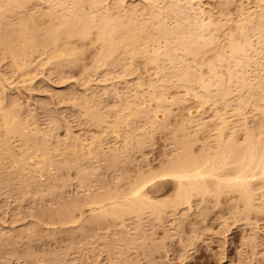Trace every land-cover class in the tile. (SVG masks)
Here are the masks:
<instances>
[{"label": "rangeland", "instance_id": "1", "mask_svg": "<svg viewBox=\"0 0 264 264\" xmlns=\"http://www.w3.org/2000/svg\"><path fill=\"white\" fill-rule=\"evenodd\" d=\"M4 1H5V3H4ZM52 1H53V3H51ZM72 1L75 2L74 0H71V1L65 0L64 2L62 0H56L57 3L55 2V0H43V1L42 0H34V1L31 0V1H29V4H28V1L27 2L24 1V2H26V3H24V5H26V6L25 7L21 6L18 8L16 7L17 10L16 9L10 10V8L12 7L11 5L14 3L8 4L7 3L8 0L1 1L6 6V8L7 9L9 8V9L7 11V9L4 7L2 10L1 9L2 4L0 6V16H1L0 17V22H1L0 23V28H1L0 29V41H1L0 42V78H1L0 84H1V86L0 87L2 88V89L0 88V100H1L0 101V106H1V108H0V121H1L0 122L1 123L0 124V139L1 140L4 139L3 141L0 140V142H1L0 143V146H1L0 147V159H1L0 160V170L3 168L2 169L3 171L1 170L2 173L0 171V239H1L0 240V264H62V262H63V264H132V263L133 264H264V174L263 175L259 174V176H257V177L256 176H253V177L250 176L251 178L249 177V179L251 181V182H249V183H251L250 188L251 189L254 188V191L252 190V192L255 193L256 195L254 194L255 197H253V199L251 198L248 201L245 199H242V197L240 195L241 193H239V191L225 190L224 192L222 191V193H216V192L214 193L213 191H211L212 192L211 194H209L210 191L202 192V193H200V191L199 192L192 191V192H194V193H192V196H191L192 199H190V197H189V199L186 202V200H184V201L179 200L180 198L175 194L177 191L174 190V189H176V188H174L176 183L173 180V177H171V176H168V177L165 176L164 177L161 175L160 176L162 178L159 177V174L162 173V170L165 171L169 167L170 164L168 165V163L171 162L174 159L175 155H177V153L179 154L181 152V150H183V148L186 147L187 145H188L187 148L191 146L190 147L191 149H189V151L190 150L192 151V152L190 151L192 153V155H198L199 156L202 154V152L204 150H205L204 152H206L208 150L211 152V154L214 155L216 153V151L219 150L221 147H222V149H220L219 151L222 152V151H224L223 149H225V150L227 149V151H228L229 146L232 147V146L236 145L235 149H236V147L238 148L240 145L239 142H241L242 143L241 145H243L246 142V140H244V139L247 138V136H248L244 133H247L249 129H250L249 131H252L253 129H255V130H253L254 134H255L256 130L258 132L259 131L258 129H260V131L258 133L256 132L255 136H257V137H255V136L254 137L258 139L259 134H261L260 135L261 139H262V137L264 138V134H262V133H264V126H263L264 125V114L262 115V113H261L264 111V109H263L264 99H260V97L263 96L262 93L264 94V92H263L264 91V83H263L264 82V80H263L264 79V65H263V63H264V44L261 43V45H258L259 44L258 40H255L257 37L256 36H255L256 38L252 37V40L253 41L255 40L254 41L255 43L252 42L253 47L256 48V51H257V48L260 49L261 53L257 52L258 54H256V52L252 51L253 47L251 50L249 49L251 52H253V55L255 57L253 55H251L252 53H250V51L248 50V52L250 54L249 59H252V61L248 60L246 62H249V64L245 63L243 66H240L241 69L243 67L242 70L239 69V67L238 68L234 67L233 64H229L231 62L225 56L226 55L225 49L227 47L226 44H229V41H231V39H233L232 36L230 37L229 35L231 34L234 37L235 36L234 34H236V33L239 34V31H238V29H236L237 27H235V26H237L240 22L237 19L238 15H239L238 12L241 10L244 11L241 7H245V9H247V10H249L250 8L253 9L255 5H257L260 2L264 3V1H260V0H242V1L230 0L229 1L228 0L229 1L228 2L226 0V2H225V0L224 1H222V0H214V1H212V0H199V1L195 0L194 1V0H192V2H190L188 4H187V2H189L190 0H187V2H186V0H181V2H179L180 0H176V2H173V0H171L172 2L170 0H165V1H167V3L162 1V0L158 1V3L156 1V4L154 6V8H155L154 11L157 10L156 9L157 4H160L161 2L163 3V4L161 3V5H162V7H160L161 9L158 8L159 10L162 11V15H161V12L159 10H157L160 12V15H161L160 18H162V19H160L161 24H163L161 26L162 27L164 26L167 30H170L169 32L168 31L167 32L172 33L173 35L170 34L171 35L170 36L168 34V36H167L164 33V35H166L164 37L163 34H161V33H163L162 30H161L162 32L160 31L161 33H157L158 31L154 33V31H153L152 35L155 34L154 38H152V36L150 35L151 38L153 39V42H151L152 39L150 38V36H148L151 40V41L149 40L151 42V44L149 45V50H150L149 54L154 55L155 53H153V52H155V51H153V50H154L156 45L161 48V47H163L165 40H169V38H170L173 41V40H175L176 35L179 36V39H181L180 37L183 38L186 36H188V39H189V37L192 36L191 37L192 41L190 38L187 42L191 41L193 43L195 42V44H198V43L200 44V47H199V45L194 44V48H195V46H198V47H196L198 49L195 48L197 51L194 49H191V51H193V53L195 52L194 53L195 55L193 54V56H191L192 52L190 54V51H189V53L186 52V54H185V52H183L180 49H178L179 51H177V53L173 52L170 49L167 50V49H165V47H163V49H161V50L159 49L160 55L157 59L158 61H155V62H157L158 65H160L159 67L155 63H153V61L152 62L150 61L149 63H147L148 57L143 58V54H140V53H138L139 55L136 54V55H138V57L136 55L132 56V53H131L132 51L130 52V50L129 51H122V52L120 50V51H118L119 55L117 52H115V54L118 55V58L115 59L113 57V60H111V59L110 60H104L99 56L101 54V51H99L98 49H95L96 46L91 44L98 37V31L97 30H99V27H100L99 23L100 22L105 23L102 20L105 21V19H107V17L108 18L111 17L110 16L111 13L109 14V12L112 10H109L108 6L113 7L114 6L113 4L118 0H107L108 1L107 3H106V0H100L102 2L97 0L98 3H95L94 1H93L94 3H92L90 0H87V1L86 0L85 1L79 0V1H77L78 2L77 3L78 5L76 4L77 8H80L79 6H80V1H81L82 2L81 6L85 7L87 10L89 9L88 11L87 10L81 11L80 9H83V7H81L79 10H80V12H83V15L87 16V17L83 16V19L85 18V21H84V24H81V25L85 26V23H86L90 27L92 26V28L94 26L93 29L92 28L89 29L88 26H85L89 30L92 29L90 31L92 34L88 35L87 39L81 40L84 45H82L81 41H77L78 37L75 35H74V37L71 36L70 38H67L68 39L67 40L66 36H65L66 34L64 35L65 39L62 38L63 33L60 34V41L63 39L62 41H64V42L62 43V41H61L58 44H62V46H64L63 44L65 43L66 44L65 47H67V46L73 47L75 49L73 51H75L74 53H76V54L73 57L74 53L70 52L71 54L66 53L65 54L66 56H64V54H62V56H64V57L60 56V59H57V57H52V58H56V60L52 59V58L48 60L49 57L47 58V56H49L50 49L47 50L44 47L46 49V50H44V48H41V47H43V45L42 46L40 45V47H39V45H38V47L36 45V41L38 39L40 41V37H42V34L45 35V32H44L45 25L47 26V24H48V22H46L47 21L46 10L49 11L52 8L54 13H58L56 11L59 10L58 15H60L61 11L63 12L65 10H70L71 7H73L72 4H74V3ZM103 1H105V2H103ZM122 1H124L125 4H127L128 1L129 2L132 1V2L128 3V6H130V7L132 5H134V6L136 4L138 5V3L140 2L139 3L140 5L138 6V8L140 7V9L138 11H139V14L141 13V15H139L138 13L136 16L130 15V16H127L128 18L125 17V20H129L131 22L132 19L133 20L136 19V20L140 21L142 18V23L146 22V21L151 22L150 17H151V13H152L153 9H151V7H150V9H147V8H149L147 5L150 6V4L148 3L150 1L144 0V1H147L146 2L147 8L144 7L145 2H143L142 0H139V2H137L138 0H122ZM177 1H178V3H180V5L177 3ZM215 1H217V2L213 4L212 2H215ZM67 2L70 3L71 7L69 6V3H67ZM83 2H84V4H83ZM85 2H87V3H85ZM88 2H90V3L88 4ZM170 2H171V5H170ZM184 2H185V4H184ZM198 2H202L201 3L202 5H200V3H199V5L202 7L204 6L203 8H206V10L208 8H209V10H211L210 15H209L211 17L209 18V16H207L209 18L207 21L209 22V20L210 21L212 20V22L215 21V22H213V24L214 23L218 24L217 26H215L213 24H210V26H207V27L214 26V27H212V29L211 28L207 29V28L203 27L206 30H210L208 32L205 29L204 30L200 29L201 28L200 26L198 28H196L199 25V23H201L202 21L198 20L199 14H197V13H199V12L196 13L197 10H195V14L193 13V10L195 8L192 9L190 4L196 3L195 5H197L196 6V9H197V7H200L198 5ZM39 3H40V5H39ZM61 3L66 7V9L63 5H61ZM100 3H101V5H99V7H97V5ZM150 3H152V2H150ZM154 3L155 2H153L152 5ZM172 3H174L176 5L175 6H174V4L172 5ZM226 3H228V9H229V10L226 9L228 11L227 13H231L230 15H232V18L230 15H228V14L225 15V13L222 15L220 12L221 6L227 5ZM229 3H230V6H229ZM241 3H243V4H241ZM263 3H260L261 7H262V5H264ZM66 4H67V6H66ZM219 4H221V5H219ZM8 5H10L11 7ZM59 5L61 8L59 7ZM86 5L88 8L86 7ZM111 5H113V6H111ZM159 6L157 5V7H159ZM185 6H187V8ZM179 7H180V10H182L183 8H184L183 10H185V11L186 10H192V13H190L191 11H186V13L188 12V14H185L184 13L185 11H183V13H184L183 16L186 15L185 17H183L182 12L179 10ZM181 7H182V9H181ZM188 7H189V9H188ZM46 8H48V9H46ZM67 8H69V9H67ZM103 8H104V10H103ZM171 8H172V10H171ZM177 8H178L179 12L176 11ZM239 8H241V9L239 10ZM4 9H5V11H4ZM52 9L50 11H52ZM212 9L214 12L212 11ZM77 10L78 9L75 8L74 11L77 12ZM99 10H101V12H99ZM105 10H106V12L109 11L108 14L105 13ZM150 10H151V13H150ZM168 10L172 11V12H169ZM84 11H85V13H87V12L88 13L84 14ZM7 12H9V13H7ZM30 12H31V14H29ZM37 12H38V14H37ZM164 12H167V13H164ZM2 13H4V14H2ZM21 13H23V15ZM64 13H66V14H64L65 16H67V14L69 16L68 11L67 12L65 11ZM100 13H102V14H100ZM173 13H175V15H178L180 13L181 15L179 14V16L177 17ZM213 13H214V15H213ZM42 14H44V16H42ZM103 14H105V15H103ZM142 14H143V16H142ZM170 14H172V15H170ZM219 14H221V16ZM38 15L39 16L41 15V16L39 17ZM167 15H168V17H167ZM190 15H191V18L198 20V23L196 20L193 21V19L190 18ZM7 16H8V18H7ZM60 16H62V14ZM169 16H171L170 17L171 19L169 18ZM222 16H225V17H222ZM226 16H229L230 18H226ZM3 17L7 18V19L5 20ZM62 17H60V18H62ZM70 17H71V14H70ZM88 17L90 18V20ZM98 17H99V19H97ZM130 17H132V19ZM163 17L165 18V20L163 19ZM186 17L189 18V20H187ZM200 17H203V16L200 14ZM200 17H199V19H202ZM207 17L205 16L203 18L207 19ZM1 18H2V20H1ZM86 18H87V20H86ZM211 18H213V19H211ZM92 19H94V21ZM21 20H22V23L20 22ZM175 20L179 21V23H180V24L178 23L179 28H178V25L176 24L177 21H175ZM236 20L239 21L238 24H236L237 23V22H235ZM13 21H15L14 22L15 26H14ZM24 21L27 24H24ZM192 21L194 23H192ZM195 21H196V23H195ZM199 21H201V22H199ZM9 22H11V23H9ZM95 22H99V23H96L97 28L95 27V25H96ZM163 22H165L166 26L168 25L169 27H166L164 25L165 23H163ZM222 22H224L223 24H225V26H223ZM81 23H83V22H81ZM22 24L26 25L27 28L29 25V28L27 29V31L31 32V31L35 30V31H33L34 36H36L38 38L36 40L34 38V40L32 42H29L23 48L24 50L22 49L19 51L18 47H19V45H21V43L18 44L17 43L18 41L16 40V38L19 35H21V33H22V31H21V27H23ZM34 24L36 26L40 25V26H38V28L40 27V29L39 30L36 29L37 27ZM194 24H197V25H194ZM16 25H17V27H16ZM174 25L177 27H175ZM4 26H5V28H3ZM62 26H60L61 28L59 27L61 29V30L59 29L61 32H63L62 30L64 28ZM189 26H190V28H189ZM192 26H194V27H192ZM174 27L176 28V30ZM16 28H20V29H16ZM171 28H173L175 31ZM41 29H43V30L41 31ZM191 29H192V31L194 30L193 31L194 34L196 32L198 33V31H200V30L204 31V32H199V36H198V34L194 35L193 32L191 33ZM195 29L196 30L198 29V31H196ZM179 30H180V32L183 31L182 34L179 33ZM234 30H235V32H233ZM189 31H190V35L188 34V35L184 36ZM211 31H212V33H211ZM35 32H38V33L41 32L40 33L41 36L39 37L40 34H38V33H37L38 36L35 35ZM176 32H178V33H176ZM230 32H232V33H230ZM5 33H8V34L5 35ZM15 33H16V35H15ZM207 33L208 34L211 33V34L207 35ZM158 34H161V36H160L161 40L157 38V37H159ZM156 35H157V37H156ZM180 35H183V36H180ZM178 36H177V38H178ZM197 36L199 39L197 38ZM203 36H205L204 37L205 39L203 38ZM166 37H168V39ZM235 37H237V35ZM89 38H91V39H89ZM201 38H203V39H201ZM10 39H12V40L14 39L16 41L11 43L12 41H10ZM194 39H196V40H194ZM197 39H198V41H197ZM208 40H209V42H208ZM159 41L160 42L162 41V42L159 43ZM33 42L35 43V45L32 44ZM67 42H68V44L69 43L70 44L67 45ZM75 42H78V43L75 44ZM79 42H80V44H79ZM154 42H155V44H153ZM156 42H158V43H156ZM37 43H39V42L37 41ZM88 43L91 44V47H90V44H88ZM205 43H207V44H205ZM8 44H9V46H8ZM15 44L18 46L14 47ZM30 44H32V45L30 46ZM159 44H161V45L159 46ZM151 45H153V46H151ZM225 45H226V47H225ZM77 47L79 48L78 51H76ZM157 48H155V49H157ZM83 49H85V50H83ZM163 50H165V52ZM79 51H80V53H79ZM81 52H82V54H84V55H82L83 57L80 56ZM168 52L174 54V56L171 54V58L173 57V59H175L174 63L172 61H171L172 63L169 62L170 61L169 60L170 58H168L169 55H165ZM15 53H18V54H15ZM178 53H179V55H177ZM67 54L70 55L68 57H69V59L71 58V60H70L71 62H69L68 58H66ZM181 54H184V55H181ZM44 55H46V56H44ZM95 55H97V56H95ZM117 55H115V56L117 57ZM125 55H126V57H125ZM220 55L223 56L224 58H226V59H224L223 57H221L224 59V60L220 59V61L222 62L221 64L219 63V60L217 61V56L219 59ZM18 56H20V57H18ZM144 56H147V55L144 54ZM96 57H98V58H96ZM177 57H178V59H177ZM64 58L67 61L66 60L64 61ZM95 58H96V60H94ZM119 58L122 60H120ZM182 58H183V60H182ZM12 59L14 60V62L11 61ZM21 59H22V61H21ZM74 59H78V60H75V63H74ZM117 59H118V61H117ZM123 59L126 61L128 59V61L126 62ZM131 59H133V60H131ZM62 60L64 63L62 62ZM139 60H140V62H139ZM76 61H77V63H76ZM113 61L116 63H114ZM120 61H122V62H120ZM131 61H133V63H131ZM182 61H184V63H182ZM224 61H225V63H224ZM57 62H59V63H57ZM97 62H99V63H97ZM117 62H119V63H117ZM13 63L14 64L16 63L15 66H12ZM19 63H20V66H18ZM160 63H162V64H160ZM59 64H61V65H59ZM65 64H66V66H65ZM72 64H74V66ZM125 64L128 66H126ZM176 64H178V65H176ZM28 65H30V67ZM70 65H71V67H70ZM96 65L99 69L96 67ZM173 65L175 68L178 66L177 68L179 71H176L177 69H175L173 67ZM22 66H24V67H22ZM113 66H115L117 68H115ZM135 66H137V67H135ZM189 66H191V67H189ZM213 66H216V67H213ZM244 66L246 68H244ZM53 68L55 70H57V72L54 71ZM112 68H114L115 71H113L114 69H112ZM129 68H131V69H129ZM161 68H164V69H161ZM182 68L183 69L186 68L187 69L186 71H188V70L190 71V72L188 71V73L191 76L190 77L191 82H193V80L195 79L193 82L194 85L192 84L193 86L189 85L188 82H184V81H182L183 82V86H182L181 82H180V84L178 83L179 79H177L175 77L173 80L171 79L170 76L173 75V74L171 75L172 71L174 70L175 73L174 72L173 73L175 75L177 72H180V69L183 70ZM212 68H214V69H212ZM194 69H195V71H194ZM196 69H197V72H196ZM210 69H212L214 71H212ZM244 69H245V71H244ZM160 70H162V71L160 72ZM237 70L239 72L241 70V72H242L241 74H243L244 79H241L243 77H241L242 75H240ZM58 71H59V73H58ZM183 71H181V72H183ZM215 71L217 73H215ZM168 72H170V73H168ZM227 72H229V73H227ZM231 72H233V75L231 74ZM194 73H197V75H195ZM214 73H215V75H213ZM244 73H245V75L247 74L246 77H245ZM198 74H200V75H198ZM216 74H217V76L221 75V74H223V75H221L220 77L219 76L217 77ZM234 74H237V75H234ZM229 75L231 77H229ZM173 76H172V78H173ZM197 76H200V80H198L199 77L197 78ZM164 78H167L168 81H167V79H164ZM206 78L208 81H209V79L211 81V78H212V82H210V83L208 82L211 86H209V84H207V86H209L208 87L209 91L207 90V92H206V90L205 91L203 90L204 88L202 89V88H200L201 86H199L204 80L206 82L204 81L203 83H207ZM219 78H221V79H219ZM232 78H234V79H232ZM246 78H248V79H246ZM151 79H152V81H151ZM175 79H177L178 81ZM131 80H133V81L131 82ZM139 80H141L140 83H139ZM169 80H172V81L169 82ZM196 80L199 81V83ZM229 80H232V81H229ZM233 80H234V83H233ZM134 81H135V83H134ZM144 81H146V82L144 83ZM149 81H151V83H152L151 86L148 85V84H150ZM158 81H160V83H157ZM190 81H189V83H191ZM213 81H214V83H213ZM162 82H164V83H162ZM171 82L173 84H171ZM195 82H197L198 84ZM230 82H231V84H230ZM248 82H249V84H252L251 82H253V85L255 87L253 85H250V87H247ZM168 83L171 84L172 86H170ZM184 83H187V84L184 85ZM232 83L235 85H233ZM258 83H260V84H258ZM127 84H130L131 86H129ZM216 84H217V86L219 85V87L215 88L214 86H216ZM222 84H224L225 86H223ZM133 85H135V87ZM153 85L155 88L153 87ZM227 85H229V86H227ZM256 85H258V87ZM260 85L262 86V89H261ZM136 86H138V87H136ZM160 86H161V88H160ZM185 86H188V87H185ZM189 86H190V88H189ZM252 86L254 88H252ZM164 87H166L167 89ZM226 87L228 89H226ZM239 87H241V88H239ZM102 88H104V89H102ZM106 88H108V89H106ZM122 88H123V90H122ZM185 88L187 90H184ZM196 88H197V90H196ZM110 89L112 90V92ZM162 89H163V91H162ZM218 89L221 91L225 89L224 92H222L223 95H222V93L218 95V93H220V91ZM255 89H256V92L254 91ZM73 90H74V92H73ZM113 90H116V91H113ZM130 90H131V92H130ZM159 90H161V91H159ZM191 90H192V92H191ZM210 90L212 93H210ZM226 90H228V91H226ZM229 90H231V92ZM98 91H100V92H98ZM142 91L145 94H143ZM200 91H201V93H199ZM216 91H218V92H216ZM261 91H262V93H261ZM133 92H136V93H133ZM140 92H142V93H140ZM154 92H156V94ZM186 92L191 93V94H189L191 96L190 98H189V95L184 97L185 95H187ZM195 92L197 93V95L200 94V97H199V95L198 96L195 95L196 94ZM226 92H228L229 94H227ZM240 92H242V93H240ZM113 93H115V94H113ZM125 93L127 94V96ZM260 93H261V95H260ZM101 94H102V96H101ZM106 94H108V95H106ZM131 94H132V96H131ZM201 94H203V95L201 96ZM224 94L228 97L226 98V96ZM239 94H241V95H239ZM247 94H249L250 96H248ZM142 95H143V97H142ZM161 95H162V99L160 100L159 98L161 97ZM208 95L210 97L206 98ZM259 95H260V97H257ZM94 96L96 97V100H94L95 99ZM150 96L152 98H150ZM163 96H165V99L163 98ZM74 97H76L77 99ZM135 97H137V99ZM203 97H205V98H203ZM222 97L223 98L225 97L224 101H223ZM149 99H151V100H149ZM164 100H167V101H164ZM205 100H206V102H205ZM241 100H243V101H241ZM100 101H101V103H100ZM236 101H237V103H236ZM254 102H255V104H257L260 107L258 108V106L254 104ZM14 103H15V105H14ZM96 103H98V104H96ZM126 103H128V104H126ZM239 103H241V104H239ZM74 105H76V106H74ZM84 105H85L87 110L84 109L85 108ZM143 105H144V107H143ZM158 105H161V106L159 107ZM169 105H171V106H169ZM240 105H241V107H240ZM2 106H4V107H2ZM80 106L81 107L83 106V107L81 108ZM89 106L92 108L94 107L95 109L93 108V111H92V108L90 109ZM99 107H100V109H99ZM147 107H148V109H147ZM161 107H162V109H160ZM4 108H5V110H4ZM7 108H9V110H7ZM97 108H98V110H97ZM101 108H102V110H101ZM122 108L124 111L122 110ZM191 108H194L193 110H196V111L194 113L190 112ZM237 108H239L238 111H235ZM158 109H160V110H158ZM145 110H148V111H145ZM90 111H91V113H90ZM134 111H136V112L134 113ZM159 111L162 112L161 118H158L156 116V113L154 114V112H159ZM8 112H10V113H8ZM118 112L120 113L119 116H118V114H119ZM131 113H133L132 118L130 116ZM145 113H146V115H144ZM147 113H148V115H147ZM5 114H6V116H5ZM9 114H11V115H9ZM12 114H13V118H12ZM14 114H15V116H14ZM101 115L103 118L98 117ZM115 115H116V117H115ZM126 115H127V117H126ZM113 116L117 120H115V118ZM6 117H9L8 120L14 119L12 121L17 123L16 126H15V124L14 125L12 124V126L10 127L12 130L9 129V127H7L6 124L3 123L4 119ZM138 117H140L141 120ZM221 117L224 118L222 120V122L225 120V118H227L229 120V121L225 120L226 122H228L226 124H228V125L230 124V126L226 125L227 126L226 129L223 128V127H225V123L223 126L222 122L220 120ZM120 118L121 119L124 118L123 121ZM143 118H146L148 120L143 119ZM96 119H97V121H96ZM185 119H186V121H185ZM192 119H193V121H192ZM49 120L51 121V124L49 123L50 122ZM119 120H121V121H119ZM127 120H128V123H127ZM102 121H103V123H102ZM117 121H118V123L120 122V124H122V125L119 124V126H121V127H117L118 126ZM163 121H165V122H163ZM261 121H263V122H261ZM112 122L116 123L117 128L114 127L115 124H113ZM156 122H158V123H156ZM220 122H221V125H220ZM260 123H262L261 124L262 126L260 125ZM21 124L23 126L25 125L27 127H25V126L23 127ZM257 124H259V125H257ZM4 125H6V126H4ZM30 125H32V126H30ZM242 125H244V126H242ZM36 126H37V128H36ZM140 126H141V128L144 126V128L141 129ZM240 126H242V127H240ZM127 127H128V129H127ZM261 127H263V128H261ZM111 128H114L113 129L114 133L112 132ZM179 128L182 130V132H181V130L178 131ZM219 128H220V131L217 130ZM221 128H222V130H221ZM244 128H248L247 132H245L246 130ZM133 129H135V130H133ZM138 129H140V130H138ZM223 129L225 132L223 131ZM234 129H236V130L233 131ZM6 130H7V132H6ZM9 130H11V131H9ZM13 130H16V131L14 132ZM115 130H116V133H115ZM104 131H106V132H104ZM222 131L224 132L223 135H221L222 133L220 134V132H222ZM31 132H33V133L31 134ZM103 132H104V134H103ZM118 132H119V134H118ZM5 133H7V134H5ZM21 133H23V135ZM228 133L231 135L234 134V136L233 135L231 136ZM18 134L21 136H19ZM25 134H26V136H25ZM11 135H12V137H11ZM44 135H46V136H44ZM138 135L143 136V137H137ZM193 135H195V139H194ZM219 135H220V137H219ZM221 136H222V139H223V136H224V138L226 136L225 140H228L230 142L225 141V140H224L225 142H222L223 140L221 139ZM5 137H7V139L9 137V139L7 140ZM131 137L133 140L131 139ZM134 137H135V139H134ZM191 137H192V139H191ZM126 138H128V139H126ZM179 138H181V139H179ZM186 138L189 140H187ZM32 139H34V140H32ZM124 139H125V141H124ZM139 139H140V141H139ZM183 139H184V141H183ZM27 140H29L30 143ZM181 140L183 143H181ZM243 140H244V143H243ZM20 141L22 143H20ZM37 141H39V142H37ZM48 141H50V142H48ZM3 142H4V144H3ZM41 142H42V144H41ZM231 142H234L233 143L234 145H232ZM56 143H58V144H56ZM63 143H65V144H63ZM69 143H72V144L70 145ZM80 143L82 145H80ZM128 143H129V145H128ZM180 143L183 145H181ZM228 143L231 144L232 146L229 145ZM44 144L46 146H44ZM68 144L70 147L72 145L76 146L77 148H79V150L74 152L75 154L72 153L73 151L67 148ZM87 144H90L93 146V147L90 146L92 148L89 147L90 150H93V152H92L93 154L90 153L91 151L87 148V146H89ZM95 144H96V146H94ZM191 144H193V145H191ZM203 144H205V145H203ZM258 144L260 145V143H258ZM138 145H139V147H138ZM62 146H64V147L62 148ZM80 146H85V147H83V150H82V149H80ZM99 146H101V147H99ZM135 146H137V147H135ZM140 146H142V147H140ZM209 146H210V148L213 146V148L215 150L213 148L210 149ZM216 146H217V148H216ZM58 147H60V149H61L60 153H59L60 149L58 151L56 150V148H58ZM125 147H126V149H125ZM134 147H135V149H133ZM37 148L41 151L39 152V150H37ZM85 148H87L90 152ZM232 148H234V147H232ZM65 149L66 150L68 149L67 150L68 152ZM25 150H27V151H25ZM45 150L46 151L48 150L47 151L48 152L47 157H50L52 159L51 160L52 163L49 160L50 158H48L46 161H44L46 166H44L45 168H43V170L40 173V169H42L40 167H43V166H41L42 163L40 166H38L37 161H38V159L40 161V157H42V156H39V154L40 153L43 154L44 153L43 151H45ZM113 150H115L116 152ZM87 151H88V153H87ZM208 151L205 154L208 153L209 155H211L210 152H208ZM219 151H217V153ZM221 152H219V153H221ZM229 152L231 155V151H229ZM232 152L235 153L233 151V149H232ZM9 153H12V155ZM222 153H223L222 155H224V152H222ZM3 154H5V155H3ZM42 154H40V155H42ZM76 154L79 155L78 157L80 159L78 157H75ZM28 155L29 156L33 155L34 159H37V161L31 160V158ZM73 155L75 158L73 157ZM93 155H94V157H93ZM102 155H106V156H102ZM119 155H121V156H119ZM3 156H5V157H3ZM21 156L23 157V159H24V157H26L25 158L26 160H24V161L28 162L29 165L27 163L26 164V165H28V166H26L27 169H26V167H24L25 170L23 169V171H22V169H21L22 172L19 171L20 172L19 173L17 170L18 169L20 170L19 166L21 167V165H22L21 162H24ZM232 156H233V154H232ZM9 157L11 158V160ZM128 157H129V159H127ZM12 158H13V160L17 158L16 159L17 161L20 158L22 160H19L18 162H20V164L16 165V163H13L14 161L12 160ZM76 158L78 161L76 160ZM96 158H99V159L96 160ZM71 159L74 160V162ZM167 159H168V161H167ZM35 161H36V163H35ZM30 162L33 163V166L31 165ZM71 162H73V164L75 166ZM111 162H112V164H111ZM53 163H54V165H53ZM66 163H67V165H66ZM34 164H36V166H34ZM114 164H115V166H114ZM14 165H16V166H14ZM49 165H52L53 169H52V167H49ZM167 165H168V167H167ZM38 167L40 169H38ZM76 167L79 168V170ZM163 168H166V169L164 170ZM49 169H50V171H49ZM57 169H59V170H57ZM80 169H81V171H80ZM86 169H88V170H86ZM44 170L46 173L44 172ZM90 171H92L91 174H90ZM158 171H159V173H157ZM258 171L259 170H257V172ZM17 172H18V174H16ZM31 172L33 174H31ZM7 173H8V175H7ZM39 173L42 175V177L40 176ZM148 173H151V174H148ZM156 173L158 175L156 176V178H154L153 175H155ZM21 174H23V175H21ZM87 174H88V176H87ZM119 175H120V178H119ZM149 175H152V177L154 178V180L152 181L153 183L155 180L156 181L159 180L158 182L155 181L156 185L158 183V184H161L162 187L159 185L156 186L155 183H154L155 186L153 184H151V182H149L151 180H148V177L150 179ZM14 176H15V178H14ZM83 176H85V177H83ZM145 176H146V178H145ZM214 178L215 177L210 178V179H208V181H210L211 179L214 180ZM140 179H142V181H140ZM146 179L148 180V182H146ZM18 180L21 183L18 182ZM23 180L25 183L23 182ZM13 181H14V183H13ZM131 181H133V183L138 181V184L142 183V182L143 183L146 182L147 185H145V186L146 187L148 186V187L147 188L145 187V188L149 191V192L147 191L148 195L151 194V196L149 197L150 201L152 199H154L153 202H155V200H157V201H159V203H161L162 207L160 208L161 205L155 206V207H158V208H156L157 210H155V208L153 206H150V207H152L154 209L150 208L149 206L148 207L146 206L147 208L146 207H145V209L143 208L145 211L142 212V210L129 211L128 209H126L127 207L125 206V208H122V209H125L124 210L125 212L128 211L130 213H125L124 215L121 216V214H123V211L121 213H117V212H113L111 210V212H110V209L112 207H111V205H108L109 208H107V212L109 211L110 216L109 215L101 216L100 213H102V211H103V213L108 214L107 212H105L106 209L104 210L102 208L97 209L100 212L99 215L97 216L98 211L96 210V207H99V205L101 206V204L99 203L98 206H95L97 204L94 205L91 202H89V200L91 199L93 201V198L97 199L96 197H98V196H99L98 198H100V199L102 197L106 198L105 196L108 195L107 197H109V194L111 193L110 197H112V198L109 201H111V200L115 201V199H120L121 201L118 200L120 203H122V201L126 202L127 198L130 197L129 192H131V190L134 188V186L137 185V183L133 185L131 183ZM211 181L209 183H211ZM132 185H133V187H132ZM251 185H252V187H251ZM212 187H213V185H212ZM226 187H228V186H226ZM151 188L152 189L154 188L153 189L154 191H152ZM159 188H160V190L156 191ZM108 189H111V190H108ZM104 190L107 194H105ZM124 192H127V194H125ZM99 193H101V195ZM113 193H114V195H117V197H115L113 195ZM203 193H204V195H206L205 197L203 196ZM207 193L209 195H207ZM228 193H229V195H228ZM97 194H99V195H97ZM215 194H218L219 196L215 195ZM88 196H89V198H88ZM176 197L178 199H176ZM76 198H77V200H76ZM160 199L161 200L164 199V200L161 202ZM233 199H235V200H233ZM69 200H70L71 206H70V203H68ZM190 200H191V202H188ZM76 201H77V203H76ZM85 202L87 205L84 204ZM179 202H180L181 206H180ZM246 202H248V205H246L247 204ZM252 202L254 204H252ZM59 203L60 204L62 203V204L60 205ZM72 203H73V205H72ZM159 203L157 202V204H159ZM257 203L260 206H258ZM91 204L94 205L95 207L93 208V206ZM157 204L155 202V205H157ZM249 204L251 205L250 206L251 209H248ZM66 205H68V206H66ZM165 205H166V209H165ZM172 205H174V206H172ZM252 205L253 206L255 205V206L252 207ZM59 206H61V207H59ZM64 206H65V209H64ZM112 206H114V205H112ZM67 207H68V209H67ZM79 207H81V208H79ZM121 207H123V205ZM260 207H261V209H260ZM70 208H72V209H70ZM159 208L162 209L161 212L159 211L160 210ZM253 208H255V209H253ZM45 209H46V211H45ZM68 210H70V211H68ZM73 210H74V212H72ZM100 210H102V211H100ZM156 211L157 212L159 211L162 215L158 214L159 212L157 213ZM131 212H133V215L131 214ZM52 213L55 215V219H54V215ZM57 213H58L59 217H58ZM69 213H70V215H69ZM103 213H102V215H104ZM115 214L120 215V217H118V215L116 217ZM94 215H96L95 218L93 217ZM68 216L70 217V219ZM73 217H75V219ZM108 217H110V218H108ZM126 217L129 218L130 220L127 219ZM66 218H68V220ZM118 218H120V219H118ZM134 218H136V219H134ZM155 218H156V220H155ZM44 219H45V221H44ZM48 219H49V221H48ZM98 219H99V221H98ZM122 219H123V221H122ZM75 221H77V222H75ZM60 222H62V223H60ZM122 222H124V223H122ZM60 224H62V225H60ZM135 224H136V226H135ZM140 224H142V225H140ZM156 225H158V226H156ZM30 226H31V228H30ZM152 226H154V227H152ZM25 228L26 229L29 228V229H27L28 232ZM32 229H33V231H31ZM74 229H75V231H74ZM100 229L102 231H100ZM50 230H52L53 232L52 231L50 232ZM76 230H77V232H76ZM78 230H79V232H78ZM82 230H84V231H82ZM105 230H106V232H105ZM4 232H6L8 234H6ZM20 232H21V234H20ZM121 232H122V234H120ZM46 233L48 235H46ZM83 233H84V235H83ZM126 233H128V234H126ZM138 233H140V234H138ZM94 235H96V237ZM137 235H138V237H137ZM134 236H135V238H134ZM84 237H86V238H84ZM142 237H144V238H142ZM145 237H147V238H145ZM98 238H100V239H98ZM136 239H137V241H136ZM144 239H147V240L144 241ZM132 240H134V242ZM245 240H247V241H245ZM124 241H126V242H124ZM188 241H189V244H188ZM249 241H250V243H249ZM109 242H111V243H109ZM245 242H246V244H245ZM142 243H143V245H142ZM159 243H161V244H159ZM137 244H138V246L140 244L141 245L138 247ZM157 244H159V245L156 246ZM250 244H252L254 246H251ZM134 246H136V247H134ZM107 247H108V249H107ZM81 248H83V249L81 250ZM144 249H145V251H144ZM151 249H152V251H151ZM66 251H67V253H66ZM63 253H64V255H63ZM148 253H149V255H148ZM83 254H84V256H83ZM51 256H52V258H51ZM55 257H57V258H55ZM64 257H66V258H64ZM136 258H138V259H136ZM60 261H62V262H60Z\"/></svg>", "mask_w": 264, "mask_h": 264}, {"label": "bare ground", "instance_id": "2", "mask_svg": "<svg viewBox=\"0 0 264 264\" xmlns=\"http://www.w3.org/2000/svg\"><path fill=\"white\" fill-rule=\"evenodd\" d=\"M1 1H3V0H0V6H1V4H2V10H3V8L5 7L6 8V6L1 2ZM24 1H28V4H29V1H31V0H8V4L9 3H14V4H12L11 6L10 5H8V6H10L11 8H10V10H14V9H16V7L18 8V7H21V6H26V5H24V3H26V2H24ZM34 1V0H33ZM43 1V0H42ZM63 2L65 1V0H62ZM71 1V0H70ZM75 2H73L74 4H72V6L73 7H71L70 6V3L69 2H67V3H69V6L71 7V9L70 10H65L66 9V7L61 3V5H63L64 7H65V11L67 12L68 11V13H69V16H68V14H67V16H65L64 14H66V13H64L65 11H61L60 13L62 14V16H60V15H58V13H59V10L58 11H56V12H58V13H54V11H53V9H52V11H47L46 10V18H47V21L46 22H48V24H47V26L45 25V29H44V32H45V35H43L42 34V37H40L41 36V32L40 33H38V32H35V35H37V33L38 34H40L39 35V37H40V41H39V39L37 40L39 43H37V41H36V45H37V47H38V45H39V47H40V45L42 46L43 45V47H41V48H46L47 50L48 49H50V53H49V56H47V58H48V60L49 59H51L52 57H57V59H60V56H62V54H64V56H66L65 54L66 53H70V52H75V51H73V50H75L73 47H69V46H67V47H65L66 46V44L64 43L63 45L64 46H62V44H58L59 42H61L60 41V34H62L63 35V37L62 38H64L65 39V36H66V39L67 38H70L71 36H73L74 37V35L75 36H77L78 37V39H77V41H81V40H84V39H87V36L88 35H90V34H92L90 31L94 28V26H93V28H92V26L90 27L88 24H86L85 23V26H88V28L90 29V28H92L91 30H89L87 27H85V26H82L81 24H84V21H85V18L83 19V16H85V17H87L86 15H83V12H80V10L82 11V10H87L85 7H83V6H81V1H80V8L81 7H83V9H80V8H77L76 6L78 5L77 3V1H79V0H74ZM83 1H85V0H83ZM87 1V0H86ZM92 3H98L97 2V0H90ZM94 1V2H93ZM98 1H100V0H98ZM143 2H145V8H147L146 7V2L147 1H144V0H142ZM148 1H150V2H155L153 5H152V3H150V2H148L149 4H150V6L149 5H147L149 8H147V9H150V7H151V9H153V11H152V13H151V10H150V13H151V22H148V21H146V22H143L142 23V18H141V22L140 21H138V20H136V19H132V17H130L132 20H131V22L129 21V20H125V17H127V16H130V15H137V13L139 14V9H140V7L138 8V6L140 5L139 3V0L137 1V2H139L138 3V5L136 4L135 6L134 5H132L131 7L130 6H128V3H130V2H132V1H128V3L127 4H125L124 3V1H122V0H118V1H116L113 5H111V6H113V7H110V6H108L109 8V10H112V11H108L109 12V14H110V18H108L107 17V19H105V21L104 20H102L103 22H105V23H102V22H95V24L96 23H99V30H97L98 31V37H97V39L95 40V41H93L91 44H93V45H95L96 47H95V49H98L99 51H101V54L99 55L102 59H104V60H113V57L116 59V58H118V55H119V53H118V51H120L121 50V52L122 51H129L130 50V52L132 53V56H135L136 54H138V53H140V54H143V58L145 57H148L147 59H148V62L147 63H149L150 61L152 62L153 61V63H155L158 67L160 66V65H158L157 64V62H155V61H158L157 59H158V57H159V55H160V50L161 49H163V47H165V49H167V50H172L173 52H175V53H177V51H179L178 49H180V50H182L183 52H185V54H186V52L187 53H189V51H190V54H191V52H192V55L191 56H193V54L195 53H193V51H191V49H194V50H196V49H198V48H196V47H198V46H195V48H194V44H195V42L193 43V42H191L192 41V36L191 37H189V39L191 38V41L190 42H187L189 39H188V36H186V35H190V31L189 32H187V34H185L184 36H186V37H180L181 39H179V36L178 35H176L175 36V40H171L170 38H169V40H165L166 38L168 39V37H166L164 40H165V43L163 44V47H158L157 45L155 46V48H157V49H155L154 48V50L153 51H155V52H153V53H155L154 55L152 54H149L150 53V50H149V45L151 44V42H153V39L152 38H154V35H152L153 33V31H154V33L155 32H157V33H161L162 31H163V33H161V34H163V36L165 37L166 35L168 36V34L170 35V34H172V33H168L170 30H167L164 26L162 27L161 25H163V24H161V22H160V19H162V18H160L161 17V15H162V11L161 10H159L158 8H160V7H162V5H161V3L160 4H157L159 7H157V5H156V9L157 10H159L160 12H161V15H160V12L159 11H157V10H155L154 11V6H155V4H156V1H157V3H158V1H160V0H148ZM162 1H164V2H166L167 3V1H165V0H162ZM171 1V0H170ZM195 1V0H194ZM199 1V0H198ZM212 1H214V0H212ZM222 1H224V0H222ZM228 1V0H227ZM230 1V0H229ZM228 1V2H229ZM240 1H242V0H240ZM260 1H264V0H260ZM259 1V2H260ZM38 2V1H37ZM55 2H56V0H55ZM100 2H102V1H100ZM103 2H105V1H103ZM108 1L106 0V3H107ZM136 2V3H137ZM172 2V1H171ZM171 2H170V5H171ZM173 2H176V0H173ZM179 2H181V0L179 1ZM183 2V1H182ZM186 2H187V0H186ZM190 2H192V0H190L189 2H187V4L188 3H190ZM217 1H215V2H212L213 4L214 3H216ZM225 2H226V0H225ZM258 2V1H257ZM4 3H5V1H4ZM51 3H53V1L51 2ZM50 3V4H51ZM57 3V2H56ZM85 3H87V2H85ZM90 2H88V4H89ZM142 3V2H141ZM177 3H178V1H177ZM199 3H200V5H202L201 3L202 2H198V5H199ZM222 3V2H221ZM260 3H263V2H260ZM260 3H258L257 5H255L254 6V8L253 9H249V10H247V9H245V7H241L244 11H239L241 8H239V15H238V20L240 21H238V20H236L235 22H237L236 24H238V22H239V24L237 25V26H235V27H237L236 29H238V31H239V34L238 33H236V34H234L235 36L237 35V37H233V35H229L230 37L232 36V38L233 39H231V41H229V44H226L227 45V47H226V45H225V47H226V49H225V56H226V58L231 62V63H229V64H233V66L234 67H239V69H241L240 68V66H243L245 63H247V64H249V62H246V61H248V60H250V61H252V59H249L250 58V54H249V52H248V50L250 49H252V47H253V43H255L254 41L255 40H258V45H261V43L262 44H264V5H262V7L260 6ZM60 4V3H59ZM77 4V5H76ZM83 4H84V2H83ZM87 4V5H88ZM111 4V3H110ZM132 4V3H131ZM143 4V3H142ZM163 4V3H162ZM174 3H172V5H173ZM179 5H180V3H178ZM184 4H185V2H184ZM196 4V3H195ZM194 3L193 4H190L191 5V8L193 9V8H195L194 10H193V13L195 14V10H197L196 11V13L197 12H199V13H197V14H199L198 16L200 17V14L203 16V17H207V16H209L210 15V11L211 10H209V8L206 10V8H203L202 6H200V7H197V9H196V6L197 5H195ZM204 4V3H203ZM227 5H222L221 6V14L223 15L224 13H225V15H230L231 13H227L228 11L227 10H229L228 9V3H226ZM241 4H243V3H241ZM264 4V3H263ZM15 7H14V6ZM39 5H40V3H39ZM38 5V6H39ZM87 5H86V7H87ZM99 5H101V3L100 4H98L97 5V7H99ZM127 5V6H126ZM130 5V4H129ZM166 5V4H165ZM169 5V6H170ZM176 4H174V6H175ZM193 5V6H192ZM195 5V6H194ZM219 5H221V4H219ZM7 6V7H8ZM28 6V5H27ZM33 6V5H32ZM51 6V5H50ZM49 6V7H50ZM66 6H67V4H66ZM68 6V7H69ZM103 6V5H102ZM137 6V7H136ZM142 6V5H141ZM153 6V7H152ZM212 6V5H211ZM229 6H230V3H229ZM30 7V6H29ZM46 7V6H45ZM48 7V8H49ZM52 7V6H51ZM59 7H60V5H59ZM91 7V6H90ZM93 7V6H92ZM101 7V6H100ZM105 7V6H104ZM172 7V6H171ZM177 7V6H176ZM186 8H187V6H185ZM220 7V6H219ZM13 8V9H12ZM35 8V7H34ZM48 8H46V9H48ZM61 8V7H60ZM59 8V9H60ZM63 8V7H62ZM75 8L76 9H80L79 11L77 10V12L76 11H74L75 10ZM88 8V7H87ZM94 8V7H93ZM102 8V7H101ZM107 8V7H106ZM144 8V9H145ZM165 8V7H164ZM169 8V7H168ZM185 8V9H186ZM190 8V9H191ZM213 8V7H212ZM7 9V8H6ZM9 9V8H8ZM8 9H7V11H8ZM25 9V8H24ZM67 9H69V8H67ZM95 9V8H94ZM100 9V8H99ZM161 9V8H160ZM181 9H182V7H181ZM184 9V8H183ZM180 10V7H179V10L182 12V16H183V14L185 13V14H188V12L186 13V11H191L190 13H192V10ZM188 9H189V7H188ZM211 9V8H210ZM227 9V10H226ZM17 10V9H16ZM29 10V9H28ZM27 10V11H28ZM62 10V9H61ZM89 10V9H88ZM87 10V11H88ZM98 10V9H97ZM103 10H104V8H103ZM115 10V11H114ZM143 10V9H142ZM146 10V9H145ZM171 10H172V8H171ZM179 10H178V8H177V12H179ZM209 10V11H208ZM246 10V11H245ZM4 11H5V9H4ZM19 11V10H18ZM25 11V10H24ZM39 11V10H38ZM70 11V12H69ZM85 11H84V14H87V13H85ZM149 11V10H148ZM169 11V10H168ZM175 11V10H174ZM183 11H185L184 13H183ZM212 11H213V9H212ZM22 12V11H21ZM91 12V11H90ZM99 12H101V10H99ZM108 12H106V10H105V13H107L108 14ZM169 12H172V11H169ZM214 12V11H213ZM231 12V11H230ZM7 13H9V12H7ZM12 13V12H11ZM14 13V12H13ZM16 13V12H15ZM25 13V12H24ZM36 13V12H35ZM93 13V12H92ZM146 13V12H145ZM164 13H167V12H164ZM2 14H4V13H2ZM1 14V15H2ZM18 14V13H17ZM22 15H23V13H21ZM29 14H31V12L29 13ZM37 14H38V12H37ZM70 14H71V17H70ZM91 14V13H90ZM100 14H102V13H100ZM174 15H175V13H173ZM177 14V13H176ZM180 14V13H179ZM179 14L178 15H175V16H179ZM218 14V13H217ZM221 14H219L220 16H221ZM10 15V14H9ZM15 15V14H14ZM36 15V14H35ZM92 15V14H91ZM90 15V16H91ZM98 15V14H97ZM103 15H105V14H103ZM139 15H141V13L139 14ZM164 15V14H163ZM170 15H172V14H170ZM173 15V16H174ZM181 15V14H180ZM193 15V14H192ZM213 15H214V13H213ZM212 15V16H213ZM3 16V15H2ZM39 16V15H38ZM41 16V15H40ZM39 16V17H40ZM42 16H44V14H42ZM102 16V15H101ZM100 16V17H101ZM107 16V15H106ZM105 16V17H106ZM142 16H143V14H142ZM148 16V15H147ZM186 15H184L183 17H185ZM218 16V15H217ZM231 16V18H232V15H230ZM1 17V16H0ZM5 17V16H4ZM3 17V18H4ZM14 17V16H13ZM26 17V16H25ZM60 17H62V18H60ZM167 17H168V15H167ZM171 16H169V18H170ZM193 17V16H192ZM199 17H198V20H201V21H199V22H201V23H199V25L196 27V28H198L199 26L201 27L200 29H202V30H204L205 28H211L212 29V27H214V26H212V27H207V26H210V24H213V22H215V21H213L212 22V20L210 21L209 20V22L207 21L211 16H209V18L207 17V19L205 20L203 17H200V18H202V19H199ZM222 17H225V16H222ZM7 18H8V16H7ZM7 18H4L5 20L7 19ZM12 18V17H11ZM10 18V19H11ZM89 18V17H88ZM93 18V17H92ZM128 18V17H127ZM147 18V17H146ZM174 18V17H173ZM181 18V17H180ZM187 18V17H186ZM190 18H191V15H190ZM195 18V17H194ZM226 18H230L229 16H226ZM19 19V18H18ZM29 19V18H28ZM42 19V18H41ZM97 19H99V17L97 18ZM163 19L165 20V18L163 17ZM171 19V18H170ZM191 19H193V18H191ZM211 19H213V18H211ZM223 19V18H222ZM1 20H2V18H1ZM33 20V19H32ZM39 20V19H38ZM43 20V19H42ZM41 20V21H42ZM46 20V19H45ZM86 20H87V18H86ZM89 20H90V18H89ZM93 21H94V19H92ZM148 20V19H147ZM169 20V19H168ZM187 20H189V18H187ZM194 20H196V19H193V21ZM198 20H196L197 21V23H198ZM17 21V20H16ZM40 21V20H39ZM99 21V20H98ZM144 21V20H143ZM163 21V20H162ZM167 21V20H166ZM165 21V22H166ZM175 21H177V20H175ZM192 21V23H194ZM196 21H195V23H196ZM207 21V22H206ZM226 21V20H225ZM15 21H13V23H14ZM21 23H22V20L20 21ZM32 22V21H31ZM81 22H83V23H81ZM90 22V21H89ZM165 22H163V23H165ZM187 22V21H186ZM227 22V21H226ZM1 23V22H0ZM3 23V22H2ZM9 23H11V22H9ZM12 23V24H13ZM20 23V24H21ZM37 23V22H36ZM35 23V24H36ZM88 23V22H87ZM91 23V22H90ZM93 23V22H92ZM102 23V24H101ZM169 23V22H168ZM178 23H179V21H177V25H178ZM185 23V22H184ZM224 22H222V24H223ZM18 24V23H17ZM24 24H27L25 21H24ZM24 24H22V26L23 27H21V31H22V33H21V35H19L17 38H16V40L18 41L17 43L19 44V43H21V45H19V47H18V49H19V51L20 50H22L29 42H32L33 40H34V38H35V40L38 38V37H36V36H34V32L33 31H35V30H33V31H27V29L29 28V25H28V28H27V26L26 25H24ZM34 24V25H35ZM43 24V23H42ZM94 24V25H95ZM101 24V25H100ZM180 24V23H179ZM187 24V23H186ZM191 24V23H190ZM201 24V25H200ZM10 25V24H9ZM62 26V27H64L63 28V32H61L60 30V26ZM80 25V26H79ZM165 26H166V23L164 24ZM194 25H197V24H194ZM213 25H215V26H217L218 24H216V23H214ZM221 25V24H220ZM6 26V25H5ZM5 26L3 27V28H5ZM14 26H15V23H14ZM36 26V25H35ZM38 26H40V25H38ZM38 26H36L37 28L36 29H40V27L38 28ZM43 26V25H42ZM97 26V24L95 25V27ZM175 26V25H174ZM223 26H225V24H223ZM2 27V26H1ZM16 27H17V25H16ZM31 27V26H30ZM60 27V28H59ZM85 27V28H84ZM166 27H169L168 25L166 26ZM175 27H177V26H175ZM174 27V28H175ZM182 27V26H181ZM192 27H194V26H192ZM203 27H205V28H203ZM219 27V26H218ZM10 28V27H9ZM97 28V27H96ZM178 28H179V25H178ZM189 28H190V26H189ZM216 28V27H215ZM222 28V27H221ZM1 29V28H0ZM14 29V28H13ZM16 29H20V28H16ZM34 29V28H33ZM60 29V30H59ZM171 29H173V28H171ZM199 29V30H200ZM218 29V28H217ZM235 29V30H236ZM37 30V31H38ZM43 29H41V31H42ZM65 30V31H64ZM95 30V29H94ZM162 30V31H161ZM174 30V29H173ZM175 30H176V28H175ZM174 30V31H175ZM178 30V29H177ZM181 30V29H180ZM180 30H179V33H181L182 34V32L183 31H181L180 32ZM185 30V29H184ZM189 30V29H188ZM196 30V29H195ZM206 30V29H205ZM235 30L233 31V32H235ZM13 31V30H12ZM20 31V32H21ZM161 31V32H160ZM168 31V32H167ZM194 31V30H193ZM192 31V29H191V33L193 32ZM196 31H198V29L196 30ZM207 32L208 31H210V30H206ZM215 31V30H214ZM217 31V30H216ZM219 31V30H218ZM19 32V31H18ZM33 32V33H32ZM199 32H204V31H198V33L196 32L195 34L197 35L198 34V36H199ZM10 33V32H9ZM12 33V32H11ZM164 33L166 34V35H164ZM176 33H178V32H176ZM211 33H212V31H211ZM211 33H209V34H211ZM230 33H232V32H230ZM8 33H5V35H7ZM66 34V35H65ZM95 34V33H94ZM161 34H158L159 35V37H157V35H156V37L158 38V39H160V36H161ZM193 34H194V32H193ZM192 34V35H193ZM194 34V35H195ZM202 34V33H201ZM208 33H207V35H209ZM4 35V36H5ZM15 35H16V33H15ZM65 35V36H64ZM97 35V34H96ZM152 36V38H151V36ZM173 35V34H172ZM204 35V34H203ZM206 35V36H207ZM254 35V36H253ZM13 36V35H12ZM38 36V35H37ZM148 36H150V38L152 39V41L150 40V38L148 37ZM171 36V35H170ZM177 36H178V38H177ZM180 36H183V35H180ZM198 36H197V38H198ZM202 36V35H201ZM200 36V37H201ZM257 38H256V37ZM7 37V36H6ZM96 37V36H95ZM163 37V38H164ZM194 37V36H193ZM205 36H203V38H204ZM208 37V36H207ZM206 37V38H207ZM252 37H254V38H256L254 41L252 40ZM74 38V39H75ZM149 38V39H148ZM195 38V37H194ZM203 38H201V39H203ZM210 38V37H209ZM7 39V38H6ZM9 39V38H8ZM89 39H91V38H89ZM180 41H179V40ZM199 39V38H198ZM198 39H197V41H198ZM205 39V38H204ZM208 39V38H207ZM4 40V39H3ZM14 40V39H13ZM12 39H10V41H12L11 43H13V42H15L16 40H14L13 41ZM68 40V39H67ZM151 42H150V41ZM157 40V39H156ZM161 40V39H160ZM194 40H196V39H194ZM75 41V40H74ZM73 41V42H74ZM87 41V40H86ZM1 42V41H0ZM35 42V41H34ZM32 43V44H34L35 45V43ZM64 41H62V43H63ZM150 42V43H149ZM162 42V41H161ZM160 41H159V43H161ZM164 42V41H163ZM201 42V41H200ZM208 42H209V40H208ZM207 42V43H208ZM253 42V43H252ZM257 42V41H256ZM3 43V42H2ZM10 43V44H11ZM76 43H78V42H75V44ZM81 43H82V41H81ZM85 43V42H84ZM90 43H88V44H90ZM156 43H158V42H156ZM204 43V42H203ZM207 43H205V44H207ZM32 44H30V46L32 45ZM70 44V43H69ZM68 44V42H67V45H69ZM74 44V45H75ZM79 44H80V42H79ZM91 44H90V47H91ZM153 44H155V42L153 43ZM73 45V46H74ZM82 45H84L83 43H82ZM161 44H159V46H160ZM195 45H199V47H200V44L198 43V44H195ZM8 46H9V44H8ZM16 46H18V45H16L15 44V46L14 47H16ZM77 46V45H76ZM87 46V45H86ZM151 46H153V45H151ZM255 46V45H254ZM75 47V46H74ZM80 47V46H79ZM84 47V46H83ZM89 47V46H88ZM32 48V47H31ZM44 48V50H46ZM94 48V47H93ZM28 49V48H27ZM78 47H77V50L76 51H78ZM94 49V50H95ZM153 49V48H152ZM151 49V50H152ZM160 49V50H159ZM255 49V50H254ZM12 50V49H11ZM14 50V49H13ZM17 50V49H16ZM24 50V49H23ZM83 50H85V49H83ZM249 50V51H250ZM259 50V51H258ZM18 51V50H17ZM164 52H165V50H163ZM197 51V50H196ZM252 51H254V52H256V54H258V53H261L260 51V49H258L257 48V51H256V48L255 47H253V49H252ZM14 52V51H13ZM43 52V51H42ZM84 52V51H83ZM97 52V51H96ZM115 52H117L118 53V55L117 54H115ZM152 52V51H151ZM258 52V53H257ZM10 53V52H9ZM47 53V52H46ZM45 53V54H46ZM79 53H80V51H79ZM99 53V52H98ZM125 53V52H124ZM128 53V52H127ZM220 53V52H219ZM250 53H252L251 55H253V52H251L250 51ZM15 54H18V53H15ZM23 54V53H22ZM37 54V53H36ZM48 54V53H47ZM71 54V53H70ZM76 53H74L73 54V57H74V55H75ZM78 54V53H77ZM117 55V57L115 56V55ZM144 54H146L147 56H144ZM171 54L172 53H170V52H168V53H166L165 55H169L168 56V58H170L169 60V62H173L174 63V60L175 59H173V57L171 58ZM255 54V53H254ZM34 55V54H33ZM40 55V54H39ZM42 55V54H41ZM82 55H84V54H82V52H81V55L80 56H82ZM122 55V54H121ZM124 55V54H123ZM130 55V54H129ZM139 55V54H138ZM138 55H136L137 57H138ZM149 55V56H148ZM173 56H174V54H172ZM177 55H179V53L177 54ZM181 55H184V54H181ZM180 55V56H181ZM195 55V54H194ZM260 55V54H259ZM15 56V55H14ZM24 56V55H23ZM44 56H46V55H44ZM64 56H62V57H64ZM68 56H70L69 54H67V57L66 58H68V60H69V62H71L70 60H71V58L69 59V57ZM95 56H97V55H95ZM131 56V55H130ZM131 56V57H132ZM142 56V55H141ZM140 56V57H141ZM190 56V55H189ZM254 56V55H253ZM252 56V57H253ZM12 57V56H11ZM10 57V58H11ZM18 57H20V56H18ZM17 57V58H18ZM30 57V56H29ZM59 57V58H58ZM83 57V56H82ZM124 57V56H123ZM122 57V58H123ZM125 57H126V55H125ZM139 57V58H140ZM179 57V56H178ZM178 57H177V59H178ZM188 57V56H187ZM220 58L218 59V56H217V61L219 60V63L221 64L222 62L220 61V59H222V60H224V59H226V58H224L223 56H219ZM221 57H223V58H221ZM255 57V56H254ZM15 58V57H14ZM13 58V59H14ZM25 58V57H24ZM46 58V59H47ZM80 58V57H79ZM96 58H98V57H96ZM96 58L94 59V60H96ZM128 58V57H127ZM134 58V57H133ZM136 58V57H135ZM180 58V57H179ZM11 60V61H13L14 62V60ZM43 59V58H42ZM52 59H55L56 60V58H52ZM62 59V58H61ZM114 59V60H115ZM120 59V58H119ZM130 59V58H129ZM164 59V58H163ZM162 59V60H163ZM173 59V60H172ZM66 59L64 58V61H65ZM75 60H78V59H74V63H75ZM81 60V59H80ZM120 60H122V59H120ZM124 60V59H123ZM131 60H133V59H131ZM182 60H183V58H182ZM20 61V60H19ZM21 61H22V59H21ZM32 61V60H31ZM46 61V60H45ZM67 61V60H66ZM73 61V60H72ZM98 61V60H97ZM117 61H118V59H117ZM124 61H126V60H124ZM127 61H128V59H127ZM126 61V62H127ZM136 61V60H135ZM164 61V60H163ZM162 61V62H163ZM186 61V60H185ZM228 61V62H229ZM24 62V61H23ZM62 62H63V60H62ZM79 62V61H78ZM96 62V61H95ZM94 62V63H95ZM100 62V61H99ZM99 62H97V63H99ZM114 62V61H113ZM120 62H122V61H120ZM130 62V61H129ZM139 62H140V60H139ZM171 62V63H172ZM11 63V62H10ZM32 63V62H31ZM45 63V62H44ZM55 63V62H54ZM57 63H59V62H57ZM64 63V62H63ZM68 63V62H67ZM76 63H77V61H76ZM104 63V62H103ZM114 63H116V62H114ZM117 63H119V62H117ZM125 63V62H124ZM131 63H133V61H131ZM137 63V62H136ZM142 63V62H141ZM164 63V62H163ZM170 63V64H171ZM182 63H184V61H182ZM186 63V62H185ZM224 63H225V61H224ZM16 64V63H15ZM15 64L13 63V65L12 66H15ZM18 64V63H17ZM33 64V63H32ZM69 64V63H68ZM71 64V63H70ZM113 64V63H112ZM129 64V63H128ZM160 64H162V63H160ZM165 64V63H164ZM227 64V63H226ZM228 64V65H229ZM252 64V63H251ZM25 65V64H24ZM39 65V64H38ZM42 65V64H41ZM40 65V66H41ZM50 65V64H49ZM59 65H61V64H59ZM73 66H74V64H72ZM76 65V64H75ZM94 65V64H93ZM98 65V64H97ZM97 65H96V67H97ZM120 65V64H119ZM126 65V64H125ZM131 65V64H130ZM129 65V66H130ZM149 65V64H148ZM154 65V64H153ZM169 65V64H168ZM175 65V64H174ZM174 65H173V67H174ZM176 65H178V64H176ZM181 65V64H180ZM186 65V64H185ZM197 65V64H196ZM195 65V66H196ZM211 65V64H210ZM213 65V64H212ZM215 65V64H214ZM224 65V64H223ZM263 65H264V63H263ZM18 66H20V63H19V65ZM29 67H30V65H28ZM48 66V65H47ZM63 66V65H62ZM65 66H66V64H65ZM99 66V65H98ZM105 66V65H104ZM118 66V65H117ZM126 66H128V65H126ZM152 66V65H151ZM183 66V65H182ZM227 66V65H226ZM250 66V65H249ZM10 67V66H9ZM22 67H24V66H22ZM37 67V66H36ZM35 67V68H36ZM52 67V66H51ZM57 67V66H56ZM70 67H71V65H70ZM85 67V66H84ZM112 67V66H111ZM113 67H115V66H113ZM135 67H137V66H135ZM140 67V66H139ZM147 67V66H146ZM145 67V68H146ZM163 67V66H162ZM165 67V66H164ZM178 67V66H177ZM175 68V69H177L176 71H179L178 70V68ZM189 67H191V66H189ZM188 67V68H189ZM213 67H216V66H213ZM229 67V66H228ZM21 68V67H20ZM59 68V67H58ZM98 68V67H97ZM115 68H117V67H115ZM133 68V67H132ZM166 68V67H165ZM169 68V67H168ZM211 68V67H210ZM230 68V67H229ZM228 68V69H229ZM236 68V69H237ZM244 68H246L245 66H244ZM248 68V67H247ZM19 69V68H18ZM30 69V68H29ZM54 69V68H53ZM64 69V68H63ZM93 69V68H92ZM99 69V68H98ZM112 69H114V68H112ZM129 69H131V68H129ZM139 69V68H138ZM150 69V68H149ZM161 69H164V68H161ZM183 69V68H182ZM190 69V68H189ZM212 69H214V68H212ZM212 69H210V70H212ZM216 69V68H215ZM233 69V68H232ZM235 69V68H234ZM242 69H243V67H242ZM241 69V70H242ZM34 70V69H33ZM145 70V69H144ZM184 70V71H183ZM183 70H181L180 69V72H177L175 75H174V70L172 71V73H171V75L173 76V78H172V76H170L171 77V79L173 80L174 79V77L175 78H177V79H179V81L177 80V79H175V80H177L178 81V83L180 84V82L182 83L181 85L183 86V82L182 81H184V82H188V84L189 85H194V80H193V82H191L190 80H191V76L189 75V73H188V71H186L187 69L185 68V69H183ZM241 70H240V72H239V74L240 75H242L241 77H243V78H241V79H244V76H243V74H241L242 72H241ZM17 71V70H16ZM21 71V70H20ZM54 71H56L57 72V70H55L54 69ZM113 71H115V69L113 70ZM126 71V70H125ZM129 71V70H128ZM162 70H160V72H161ZM181 71H183V72H181ZM194 71H195V69H194ZM193 71V72H194ZM212 71H214V70H212ZM217 71V70H216ZM215 71V73H217ZM244 71H245V69H244ZM25 72V71H24ZM62 72V71H61ZM159 72V71H158ZM174 72V73H173ZM190 72V71H189ZM196 72H197V69H196ZM210 72V71H209ZM237 72V73H238ZM22 73V72H21ZM58 73H59V71H58ZM141 73V72H140ZM157 73V72H156ZM168 73H170V72H168ZM213 73V72H212ZM215 73L213 74V75H215ZM227 73H229V72H227ZM111 74V73H110ZM159 74V73H158ZM191 74V73H190ZM195 75H197V73H194ZM219 74V73H218ZM231 74L233 75V72H231ZM154 75V74H153ZM156 75V74H155ZM198 75H200V74H198ZM202 75V74H201ZM221 75H223V74H221ZM221 75H218L219 77L221 76ZM234 75H237V74H234ZM239 75V76H240ZM244 75H245V73H244ZM247 75V74H246ZM246 75H245V77H246ZM2 76V75H1ZM209 76V75H208ZM207 76V77H208ZM216 76H217V74H216ZM217 76V77H218ZM141 77V76H140ZM196 77V76H195ZM194 77V78H195ZM199 77V79L198 80H200V76H197V78ZM202 77V76H201ZM223 77V76H222ZM221 77V78H222ZM229 77H231L230 75H229ZM259 77V76H258ZM142 78V77H141ZM152 78V77H151ZM216 78V77H215ZM221 78H219V79H221ZM226 78V77H225ZM239 78V77H238ZM1 79V78H0ZM164 79H167V78H164ZM217 79V78H216ZM228 79V78H227ZM231 79V78H230ZM232 79H234V78H232ZM236 79V78H235ZM246 79H248V78H246ZM138 80V79H137ZM162 80V79H161ZM172 80H169V82L170 81H172ZM206 80H207V78H206ZM214 80V79H213ZM223 80V79H222ZM240 80V79H239ZM264 80V79H263ZM262 80V81H263ZM8 81V80H7ZM126 81V80H125ZM133 80H131V82H132ZM151 81H152V79H151ZM151 81H149L150 82V84H148V85H150L151 86ZM163 81V80H162ZM167 81H168V79H167ZM189 81L191 82V83H189ZM197 81V80H196ZM203 81V80H202ZM205 81V80H204ZM203 81V82H204ZM218 81V80H217ZM225 81V80H224ZM223 81V82H224ZM229 81H232V80H229ZM5 82V81H4ZM141 82V80H139V83ZM146 81H144V83H145ZM156 82V81H155ZM174 82V81H173ZM198 83H199V81H197ZM197 82H195V83H197ZM201 83L199 86H201L200 88H204L203 90L205 91L206 90V92H207V90L209 89L208 87L209 86H211L209 83L210 82H212V78H211V81H210V79H209V81L207 80V83ZM206 82V81H205ZM209 82V83H208ZM216 82V81H215ZM239 82V81H238ZM237 82V83H238ZM134 83H135V81H134ZM138 83V82H137ZM157 83H160V81H158ZM162 83H164V82H162ZM161 83V84H162ZM197 83V84H198ZM213 83H214V81H213ZM221 83V82H220ZM233 83H234V80H233ZM232 83V84H233ZM242 83V82H241ZM252 84H249V82H248V85H247V87H250V85H253V82H251ZM264 83V82H263ZM132 84V83H131ZM155 84V83H154ZM169 84V83H168ZM171 84H173L172 82H171ZM171 84H169L170 86H172ZM185 84H187V83H184V85ZM206 84V85H205ZM207 84H209V86H207ZM230 84H231V82H230ZM258 84H260V83H258ZM127 85H129V86H131L130 84H127ZM137 85V84H136ZM140 85V84H139ZM138 85V86H139ZM145 85V84H144ZM156 85V84H155ZM165 85V84H164ZM178 85V84H177ZM192 85V86H193ZM215 85V84H214ZM223 86H225L224 84H222ZM221 85V86H222ZM233 85H235V84H233ZM238 85V84H237ZM0 86H1V84H0ZM121 86V85H120ZM134 87H135V85H133ZM138 86H136V87H138ZM167 86V85H166ZM176 86V85H175ZM181 86V87H182ZM198 86V85H197ZM196 86V87H197ZM227 86H229V85H227ZM240 86V85H239ZM254 86V85H253ZM252 86V88H254ZM257 87H258V85H256ZM143 87V86H142ZM147 87V86H146ZM153 87H154V85H153ZM152 87V88H153ZM159 87V86H158ZM157 87V88H158ZM178 87V86H177ZM185 87H188V86H185ZM213 87V86H212ZM215 88L216 87H219V85L217 86V84H216V86H214ZM234 87V86H233ZM260 87H261V89H262V86L260 85ZM1 88V87H0ZM119 88V87H118ZM155 88V87H154ZM160 88H161V86H160ZM164 88H166V87H164ZM169 88V87H168ZM183 88V87H182ZM189 88H190V86H189ZM239 88H241V87H239ZM251 88V89H252ZM2 89V88H1ZM102 89H104V88H102ZM106 89H108V88H106ZM114 89V88H113ZM131 89V88H130ZM133 89V88H132ZM139 89V88H138ZM149 89V88H148ZM147 89V90H148ZM167 89V88H166ZM192 89V88H191ZM211 89V88H210ZM221 89V88H220ZM226 89H228L227 87H226ZM232 89V88H231ZM249 89V88H248ZM257 89V88H256ZM256 89L254 90L255 92H256ZM259 89V88H258ZM111 90V89H110ZM109 90V91H110ZM122 90H123V88H122ZM136 90V89H135ZM146 90V91H147ZM184 90H187L186 88L184 89ZM196 90H197V88H196ZM195 90V91H196ZM200 90V89H199ZM212 90V89H211ZM211 90H210V93H212L211 92ZM217 90V89H216ZM219 90V89H218ZM225 90V89H224ZM224 90H219L220 91V93H218V95L219 94H221L222 92H224ZM71 91V90H70ZM103 91V90H102ZM113 91H116V90H113ZM154 91V90H153ZM159 91H161V90H159ZM162 91H163V89H162ZM166 91V90H165ZM209 91V90H208ZM226 91H228V90H226ZM230 92H231V90H229ZM247 91V90H246ZM253 91V90H252ZM253 91V92H254ZM73 92H74V90H73ZM98 92H100V91H98ZM104 92V91H103ZM108 92V91H107ZM111 92H112V90H111ZM130 92H131V90H130ZM138 92V91H137ZM143 92V91H142ZM142 92H140V93H142ZM189 92V91H188ZM191 92H192V90H191ZM194 92V91H193ZM216 92H218V91H216ZM260 92V91H259ZM264 92V91H263ZM105 93V92H104ZM116 93V92H115ZM115 93H113V94H115ZM129 93V92H128ZM133 93H136V92H133ZM139 93V94H140ZM155 94H156V92H154ZM159 93V92H158ZM187 93V92H186ZM196 93V92H195ZM199 93H201V91L199 92ZM205 93V92H204ZM209 93V92H208ZM209 93V94H210ZM215 93V92H214ZM227 94H229L228 92H226ZM240 93H242V92H240ZM247 93V92H246ZM252 93V92H251ZM261 93H262V91H261ZM261 93H260V95H261ZM82 94V93H81ZM84 94V93H83ZM97 94V93H96ZM110 94V93H109ZM124 94V93H123ZM126 94V93H125ZM143 94H145L144 92H143ZM149 94V93H148ZM153 94V93H152ZM154 94V95H155ZM189 94H191V93H187V95H185L184 97H186V96H188ZM217 94V93H216ZM215 94V95H216ZM245 94V93H244ZM254 94V93H253ZM75 95V94H74ZM80 95V94H79ZM91 95V94H90ZM100 95V94H99ZM105 95V94H104ZM106 95H108V94H106ZM111 95V94H110ZM119 95V94H118ZM183 95V94H182ZM195 95H197V93L195 94ZM199 95V97H200V94H198ZM197 95V96H198ZM203 94H201V96H202ZM205 95V94H204ZM222 95H223V93H222ZM225 95V94H224ZM239 95H241V94H239ZM248 96H250L249 94H247ZM246 95V96H247ZM252 95V94H251ZM260 95L259 96H257V97H260ZM262 95L264 96V94L262 93ZM101 96H102V94H101ZM126 96H127V94H126ZM131 96H132V94H131ZM130 96V97H131ZM134 96V95H133ZM140 96V95H139ZM153 96V95H152ZM160 96V95H159ZM194 96V95H193ZM192 96V97H193ZM212 96V95H211ZM226 96V95H225ZM247 96V97H248ZM256 96V95H255ZM260 97V99H264V97ZM95 97V96H94ZM118 97V96H117ZM142 97H143V95H142ZM141 97V98H142ZM183 97V96H182ZM191 96L189 95V98H190ZM195 97V96H194ZM208 97H210L209 95L206 97V98H208ZM228 96H226V98H227ZM256 97V98H257ZM74 98H76V97H74ZM89 98V97H88ZM98 98V97H97ZM102 98V97H101ZM124 98V97H123ZM136 99H137V97H135ZM150 98H152L151 96H150ZM154 98V97H153ZM163 98L165 99V96H163ZM203 98H205V97H203ZM77 99V98H76ZM91 99V98H90ZM130 99V98H129ZM157 99V98H156ZM160 100L162 99V95H161V97L159 98ZM202 99V98H201ZM222 99H223V101L225 100V97L223 98L222 97ZM254 99V98H253ZM80 100V99H79ZM92 100V99H91ZM94 100H96V97H95V99ZM99 100V99H98ZM101 100V99H100ZM124 100V99H123ZM149 100H151V99H149ZM1 101V100H0ZM74 101V100H73ZM77 101V100H76ZM93 101V100H92ZM103 101V100H102ZM157 101V100H156ZM164 101H167V100H164ZM163 101V102H164ZM203 101V100H202ZM241 101H243V100H241ZM262 101V100H261ZM260 101V102H261ZM75 102V101H74ZM83 102V101H82ZM86 102V101H85ZM84 102V103H85ZM127 102V101H126ZM162 102V101H161ZM205 102H206V100H205ZM226 102V101H225ZM258 102V101H257ZM259 102V103H260ZM263 102V101H262ZM261 102V103H262ZM4 103V102H3ZM12 103V102H11ZM100 103H101V101H100ZM122 103V102H121ZM130 103V102H129ZM236 103H237V101H236ZM243 103V102H242ZM264 103V102H263ZM75 104V103H74ZM96 104H98V103H96ZM103 104V103H102ZM126 104H128V103H126ZM138 104V103H137ZM159 104V103H158ZM239 104H241V103H239ZM254 104H255V102H254ZM14 105H15V103H14ZM17 105V104H16ZM82 105V104H81ZM86 105V104H85ZM85 105H84V107H85ZM117 105V104H116ZM121 105V104H120ZM119 105V106H120ZM163 105V104H162ZM172 105V104H171ZM171 105H169V106H171ZM255 105H257V104H255ZM262 105V104H261ZM19 106V105H18ZM74 106H76V105H74ZM78 106V105H77ZM96 106V105H95ZM105 106V105H104ZM138 106V105H137ZM159 107L161 106V105H158ZM166 106V105H165ZM168 106V105H167ZM254 106V105H253ZM258 106V105H257ZM2 107H4V106H2ZM14 107V106H13ZM12 107V108H13ZM81 107V106H80ZM83 107V106H82ZM81 107V108H82ZM90 107V106H89ZM102 107V106H101ZM143 107H144V105H143ZM157 107V106H156ZM237 107V106H236ZM239 107V106H238ZM240 107H241V105H240ZM239 107V108H240ZM256 107V106H255ZM260 106H258V108H259ZM0 108H1V106H0ZM16 108V107H15ZM20 108V107H19ZM88 108V107H87ZM92 107H90V109H91ZM94 108V107H93ZM93 108H92V111H93ZM142 108V107H141ZM140 108V109H141ZM158 108V107H157ZM167 108V107H166ZM239 108H237L235 111H238V109ZM14 109V108H13ZM21 109V108H20ZM19 109V110H20ZM52 109V108H51ZM84 109H86V107L84 108ZM95 109V108H94ZM99 109H100V107H99ZM139 109V110H140ZM147 109H148V107H147ZM160 109H162V107L160 108ZM160 109H158V110H160ZM192 109V110H191ZM190 109V112H192V113H194L196 110H193L194 108H191ZM263 109H264V105H263ZM4 110H5V108H4ZM3 110V111H4ZM7 110H9V108H7ZM45 110V109H44ZM50 110V109H49ZM87 110V109H86ZM97 110H98V108H97ZM101 110H102V108H101ZM122 110H123V108H122ZM157 110V111H158ZM167 110V109H166ZM21 111V110H20ZM95 111V110H94ZM124 111V110H123ZM133 111V110H132ZM145 111H148V110H145ZM156 111V110H155ZM240 111V110H239ZM7 112V111H6ZM18 112V111H17ZM32 112V111H31ZM79 112V111H78ZM96 112V111H95ZM136 111H134V113H135ZM138 112V111H137ZM142 112V111H141ZM8 113H10V112H8ZM83 113V112H82ZM85 113V112H84ZM87 113V112H86ZM90 113H91V111H90ZM119 113V112H118ZM123 113V112H122ZM129 113V112H128ZM153 113V112H152ZM156 113V116L158 117V118H161V116H162V112H154V114ZM164 113V112H163ZM262 113V115L264 114V111L263 112H261ZM2 114V113H1ZM28 114V113H27ZM34 114V113H33ZM139 114V113H138ZM142 114V113H141ZM140 114V115H141ZM153 114V115H154ZM9 115H11V114H9ZM19 115V114H18ZM26 115V114H25ZM105 115V114H104ZM117 115V114H116ZM116 115H115V117H116ZM120 115V113L118 114V116ZM132 115H133V113H131V118H132ZM144 115H146V113L144 114ZM147 115H148V113H147ZM165 115V114H164ZM163 115V116H164ZM4 116V115H3ZM2 116V117H3ZM5 116H6V114H5ZM14 116H15V114H14ZM122 116V115H121ZM129 116V115H128ZM138 116V115H137ZM143 116V115H142ZM155 116V115H154ZM11 117V116H10ZM22 117V116H21ZM98 117H102V115L101 116H98ZM114 117V116H113ZM114 117V118H115ZM126 117H127V115H126ZM136 117V116H135ZM149 117V116H148ZM152 117V116H151ZM156 117V118H157ZM262 117V116H261ZM12 118H13V114H12ZM17 118V117H16ZM29 118V117H28ZM33 118V117H32ZM79 118V117H78ZM96 118V117H95ZM103 118V117H102ZM107 118V117H106ZM125 118V117H124ZM123 118V119H124ZM134 118V117H133ZM138 118H140V117H138ZM154 118V117H153ZM9 119V117H6L5 119H4V124H6L7 125V127H9V129H11L10 127L12 126V124L14 125L15 124V126L17 125V123L16 122H14V121H12V120H14V119H10V120H8ZM23 119V118H22ZM31 119V118H30ZM34 119V118H33ZM54 119V118H53ZM58 119V118H57ZM89 119V118H88ZM93 119V118H92ZM108 119V118H107ZM121 119V118H120ZM123 119H121L122 121H123ZM143 119H146V118H143ZM195 119V118H194ZM224 118H220V120H221V122H222V120H223ZM243 119V118H242ZM17 120V119H16ZM52 120V119H51ZM91 120V119H90ZM102 120V119H101ZM115 120H117L116 118H115ZM121 120H119V121H121ZM139 120V119H138ZM137 120V121H138ZM140 120H141V118H140ZM146 120H148V119H146ZM188 120V119H187ZM196 120V119H195ZM219 120V121H220ZM225 120H228L227 118H225ZM224 120V121H225ZM245 120V119H244ZM262 120V119H261ZM27 121V120H26ZM31 121V120H30ZM50 121V120H49ZM53 121V120H52ZM56 121V120H55ZM54 121V122H55ZM95 121V120H94ZM96 121H97V119H96ZM95 121V122H96ZM111 121V120H110ZM132 121V120H131ZM159 121V120H158ZM162 121V120H161ZM185 121H186V119H185ZM190 121V120H189ZM192 121H193V119H192ZM222 122V125L224 126V123H225V127H223V128H225L226 129V125H228V124H226V123H228V122ZM229 121V120H228ZM243 121V120H242ZM1 122V121H0ZM13 122V123H12ZM29 122V121H28ZM35 122V121H34ZM33 122V123H34ZM94 122V123H95ZM116 122V121H115ZM136 122V121H135ZM146 122V121H145ZM148 122V121H147ZM163 122H165V121H163ZM221 122H220V125H221ZM260 122V121H259ZM261 122H263V121H261ZM11 123V124H10ZM50 124H51V121L49 122ZM53 123V122H52ZM56 123V122H55ZM54 123V124H55ZM102 123H103V121H102ZM106 123V122H105ZM104 123V124H105ZM109 123V122H108ZM113 124H115V126L114 127H116V123H114V122H112ZM117 123H118V121H117ZM126 123V122H125ZM127 123H128V120H127ZM149 123V122H148ZM156 123H158V122H156ZM162 123V122H161ZM186 123V122H185ZM244 123V122H243ZM1 124V123H0ZM19 124V123H18ZM27 124V123H26ZM119 124H120V122L117 124L118 126L117 127H121V126H119ZM151 124V123H150ZM188 124V123H187ZM262 123H260V125H261ZM6 125H4V126H6ZM22 125V124H21ZM29 125V124H28ZM96 125V124H95ZM109 125V124H108ZM111 125V124H110ZM120 125H122V124H120ZM129 125V124H128ZM149 125V124H148ZM152 125V124H151ZM158 125V124H157ZM162 125V124H161ZM247 125V124H246ZM245 125V126H246ZM257 125H259V124H257ZM23 126V125H22ZM25 126V125H24ZM23 126V127H24ZM30 126H32V125H30ZM29 126V127H30ZM112 126V125H111ZM155 126V125H154ZM183 126V125H182ZM189 126V125H188ZM219 126V125H218ZM228 126H230V124L228 125ZM242 126H244V125H242ZM242 126H240V127H242ZM262 126V125H261ZM264 126V125H263ZM25 127H27V126H25ZM34 127V126H33ZM116 127V128H117ZM159 127V126H158ZM221 127V126H220ZM239 127V128H240ZM252 127V126H251ZM4 128V127H3ZM6 128V127H5ZM36 128H37V126H36ZM59 128V127H58ZM110 128V127H109ZM140 128H141V126H140ZM142 128H144V126L142 127ZM141 128V129H142ZM185 128V127H184ZM256 128V127H255ZM261 128H263V127H261ZM15 129V128H14ZM23 129V128H22ZM48 129V128H47ZM107 129V128H106ZM105 129V130H106ZM112 129V132H113V129L114 128H111ZM127 129H128V127H127ZM231 129V128H230ZM246 131L245 132H247V129L248 128H244ZM258 129V128H257ZM12 130V129H11ZM11 130H9V131H11ZM20 130V129H19ZM45 130V129H44ZM50 130V129H49ZM108 130V129H107ZM121 130V129H120ZM133 130H135V129H133ZM138 130H140V129H138ZM181 129L179 128V130L178 131H180ZM217 130H219L220 131V128L219 129H217ZM221 130H222V128H221ZM236 129H234L233 131H235ZM250 130V129H249ZM248 130V134L247 133H244V134H246V135H248L247 136V138H245L244 140H246V142L244 143V140H243V145H241L242 143L241 142H239L240 143V145H239V147L237 148L236 147V149H235V146L236 145H234L233 143L234 142H231V144L232 145H234V146H232L231 144H229V145H231L232 147H234V148H232V147H230L229 145V147H228V151H227V149L225 150V149H223L224 151H222V152H224V155H222L223 153L221 152V151H219L220 149H222V147L219 149V150H217V151H219V152H221V153H217V151H216V153L213 155V154H211V152L210 151H208V152H210V154L211 155H209L208 153L207 154H205L206 152H202V154L201 155H192V151L190 152L189 151V149H191L190 147H188L187 148V146L186 147H182L183 148V150H181V152L178 154L177 153V155H175V157H174V159L171 161V162H169L168 163V165H169V167H168V165H167V169L166 168H163L165 171H163L162 170V173L161 174H159V177H161V176H166V177H168V176H171V177H173V180L175 181V183H176V185H175V187L174 188H176V189H174V190H176L177 192L175 193L180 199L179 200H186V202H187V200L189 199V197H190V199H192V193H194V192H192V191H197V192H199L200 191V193H202V192H207V191H210V193L209 194H211L212 192L211 191H213L214 193L216 192V193H222V191L224 192L225 190H230V191H239V193H241L240 195H241V197H242V199H245V200H250L251 198L253 199V197H255V193H253L252 192V190L254 191V188H250V184L251 183H249V182H251L250 181V179H249V177L251 176V177H253V176H259V174L260 175H263L264 174V138L262 137V139H261V134H259V138L257 139V138H255V137H257V136H255L256 135V132H257V130L255 131V134L253 133L254 131L253 130H255V129H251L252 131H249ZM259 131H260V129H258ZM14 132L16 131V130H13ZM12 131V132H13ZM103 131V130H102ZM118 131V130H117ZM122 131V130H121ZM126 131V130H125ZM185 131V130H184ZM195 131V130H194ZM223 131H224V129H223ZM220 132V134L221 135H223V133L225 132ZM229 131V130H228ZM232 131V132H233ZM258 131V132H259ZM6 132H7V130H6ZM11 132V133H12ZM13 132V133H14ZM20 132V131H19ZM22 132V131H21ZM30 132V131H29ZM52 132V131H51ZM104 132H106V131H104ZM104 132H103V134H104ZM138 132V131H137ZM181 132H182V130H181ZM186 132V131H185ZM231 132V131H230ZM238 132V131H237ZM257 132V133H258ZM2 133V132H1ZM9 133V132H8ZM33 132H31V134H32ZM40 133V132H39ZM114 133V132H113ZM115 133H116V130H115ZM128 133V132H127ZM148 133V132H147ZM150 133V132H149ZM180 133V132H179ZM190 133V132H189ZM5 134H7V133H5ZM22 135H23V133H21ZM48 134V133H47ZM118 134H119V132H118ZM122 134V133H121ZM131 134V133H130ZM191 134V133H190ZM189 134V135H190ZM229 134V133H228ZM243 134V135H244ZM262 134H264V133H262ZM10 135V134H9ZM19 135V134H18ZM42 135V134H41ZM126 135V134H125ZM133 135V134H132ZM143 135V134H142ZM150 135V134H149ZM217 135V134H216ZM229 135H231V134H229ZM233 136H234V134H232ZM231 135V136H232ZM258 135V134H257ZM19 136H21V135H19ZM25 136H26V134H25ZM44 136H46V135H44ZM54 136V135H53ZM119 136V135H118ZM144 136V135H143ZM143 136H137V137H143ZM184 136V135H183ZM194 136V139H195V135H193ZM192 136V137H193ZM255 136V137H254ZM11 137H12V135H11ZM136 137V138H137ZM192 137H191V139H192ZM219 137H220V135H219ZM218 137V138H219ZM229 137V136H228ZM6 139H7V137H5ZM28 138V137H27ZM38 138V137H37ZM45 138V137H44ZM53 138V137H52ZM184 138V137H183ZM217 138V137H216ZM232 138V137H231ZM234 138V137H233ZM8 139H9V137H8ZM7 139V140H8ZM19 139V138H18ZM51 139V138H50ZM102 139V138H101ZM126 139H128V138H126ZM130 139V138H129ZM131 139H132V137H131ZM134 139H135V137H134ZM141 139V138H140ZM140 139H139V141H140ZM179 139H181V138H179ZM187 139V138H186ZM221 139H222V136H221ZM226 139V136H225V138H224V136H223V141L222 142H225V141H228V140H225ZM1 140V139H0ZM4 140V139H3ZM3 140H1V141H3ZM13 140V139H12ZM30 140V139H29ZM29 140H27V141H29ZM32 140H34V139H32ZM83 140V139H82ZM100 140V139H99ZM133 140V139H132ZM142 140V139H141ZM187 140H189V139H187ZM220 140V139H219ZM225 140V141H224ZM235 140V139H234ZM59 141V140H58ZM67 141V140H66ZM124 141H125V139H124ZM146 141V140H145ZM179 141V140H178ZM183 141H184V139H183ZM191 141V140H190ZM193 141V140H192ZM195 141V140H194ZM220 141V142H221ZM237 141V140H236ZM8 142V141H7ZM34 142V141H33ZM37 142H39V141H37ZM48 142H50V141H48ZM69 142V141H68ZM84 142V141H83ZM136 142V141H135ZM209 142V141H208ZM228 142H230V141H228ZM1 143V142H0ZM11 143V142H10ZM20 143H22L21 141H20ZM25 143V142H24ZM29 143H30V141H29ZM45 143V142H44ZM61 143V142H60ZM93 143V142H92ZM123 143V142H122ZM144 143V142H143ZM181 143H183L182 142V140H181ZM180 143V144H181ZM204 143V142H203ZM258 143H260V145L257 144ZM3 144H4V142H3ZM26 144V143H25ZM36 144V143H35ZM34 144V145H35ZM41 144H42V142H41ZM56 144H58V143H56ZM63 144H65V143H63ZM70 145L72 144V143H69ZM69 144H68V149H70V150H72L73 152L72 153H74V152H76V151H78L79 150V148H77L76 146H74V145H72L71 147L69 146ZM185 144V143H184ZM187 144V143H186ZM190 144V143H189ZM226 144V143H225ZM236 144V143H235ZM9 145V144H8ZM32 145V144H31ZM60 145V144H59ZM80 145H82L81 143H80ZM87 145H89V146H87V148L89 149V147L90 146H92V145H90V144H87ZM128 145H129V143H128ZM142 145V144H141ZM174 145V144H173ZM181 145H183V144H181ZM191 145H193V144H191ZM203 145H205V144H203ZM209 145V144H208ZM217 145V144H216ZM257 145V146H256ZM33 146V145H32ZM36 146V145H35ZM44 146H46L45 144H44ZM58 146V145H57ZM94 146H96V144L94 145ZM127 146V145H126ZM131 146V145H130ZM224 146V145H223ZM260 146V147H259ZM1 147V146H0ZM3 147V146H2ZM8 147V146H7ZM22 147V146H21ZM31 147V146H30ZM37 147V146H36ZM43 147V146H42ZM64 146H62V148H63ZM70 147V148H69ZM83 147H85V146H80V149H82L83 150ZM93 147V146H92ZM92 147H90V148H92ZM99 147H101V146H99ZM135 147H137V146H135ZM135 147L133 148V149H135ZM138 147H139V145H138ZM140 147H142V146H140ZM181 147V146H180ZM193 147V146H192ZM201 147V146H200ZM203 147V146H202ZM219 147V146H218ZM226 147V146H225ZM23 148V147H22ZM29 148V147H28ZM39 148V147H38ZM37 148V150H39ZM44 148V147H43ZM66 148V147H65ZM87 148H85V149H87ZM96 148V147H95ZM209 148H210V146H209ZM211 148H213V146L211 147ZM210 148V149H211ZM216 148H217V146H216ZM233 149V151L235 152V153H233L232 152V149ZM2 149V148H1ZM45 149V148H44ZM60 149V147H58V148H56V150L58 151ZM67 149V150H68ZM87 149V150H88ZM120 149V148H119ZM125 149H126V147H125ZM139 149V148H138ZM214 149V148H213ZM12 150V149H11ZM31 150V149H30ZM36 150V151H37ZM55 150V149H54ZM53 150V151H54ZM66 150V149H65ZM66 150V151H67ZM69 150V151H70ZM81 150V151H82ZM90 150V149H89ZM88 150V151H89ZM101 150V149H100ZM131 150V149H130ZM193 150V149H192ZM215 150V149H214ZM25 151H27V150H25ZM41 150H39V152H40ZM46 151V150H45ZM45 151H43L44 153L42 154V153H40V154H42V155H40L39 154V156H42V157H40V161H39V159H38V161H37V159H34V156L33 155H31V156H29L30 158H31V160H36L37 161V165L38 166H40L41 165V163H42V165L41 166H43V167H40V168H42V169H40L39 167H38V169H40V173H41V171L43 170V168H45L44 166H46L45 165V163H44V161H46L48 158H50V157H47V151L45 152ZM51 151V150H50ZM88 151H87V153H88ZM91 151V152H90ZM89 152L90 153H92L93 152V150H90ZM99 151V150H98ZM106 151V150H105ZM113 151H115V150H113ZM122 151V150H121ZM120 151V152H121ZM212 151V150H211ZM229 151H231V155H230V152ZM2 152V151H1ZM6 152V151H5ZM9 152V151H8ZM13 152V151H12ZM52 152V151H51ZM50 152V153H51ZM61 152V149H60V151H59V153ZM68 152V151H67ZM97 152V151H96ZM116 152V151H115ZM4 153V152H3ZM49 153V154H50ZM84 153V152H83ZM105 153V152H104ZM124 153V152H123ZM9 154H11L12 155V153H9ZM25 154V153H24ZM36 154V153H35ZM34 154V155H35ZM54 154V153H53ZM63 154V153H62ZM71 154V153H70ZM75 154V153H74ZM93 154V153H92ZM91 154V155H92ZM96 154V153H95ZM119 154V153H118ZM117 154V155H118ZM126 154V153H125ZM197 154V153H196ZM204 154V155H203ZM232 154H233V156H232ZM2 155V154H1ZM3 155H5V154H3ZM7 155V154H6ZM85 155V154H84ZM230 155V156H229ZM14 156V155H13ZM24 156V155H23ZM79 155L78 154H76V156L75 157H78ZM90 156V155H89ZM102 156H106V155H102ZM119 156H121V155H119ZM126 156V155H125ZM124 156V157H125ZM232 156V157H231ZM3 157H5V156H3ZM17 157V156H16ZM22 157V156H21ZM28 157V158H29ZM59 157V156H58ZM57 157V158H58ZM71 157V156H70ZM73 157H74V155H73ZM74 157V158H75ZM93 157H94V155H93ZM98 157V156H97ZM10 158V157H9ZM15 158V157H14ZM26 157H24V159H23V157H22V159H23V161L24 160H26L25 159ZM42 158V159H41ZM62 158V157H61ZM79 158V157H78ZM84 158V157H83ZM118 158V157H117ZM123 158V157H122ZM17 159V158H16ZM16 159H14L13 160V158H12V160L14 161L13 163H16V165H19L20 164V162H18L19 160H22L21 158L17 161ZM56 159V158H55ZM63 159V158H62ZM65 159V158H64ZM80 159V158H79ZM97 159H99V158H96V160ZM127 159H129V157L127 158ZM1 160V159H0ZM10 160H11V158H10ZM9 160V161H10ZM42 160V161H41ZM50 160V162L52 163V159L50 158L49 159ZM72 160V159H71ZM76 160H77V158H76ZM89 160V159H88ZM106 160V159H105ZM116 160V159H115ZM126 160V159H125ZM171 160V159H170ZM169 160V161H170ZM36 161H35V163H36ZM57 161V160H56ZM61 161V160H60ZM73 162H74V160H72ZM78 161V160H77ZM83 161V160H82ZM91 161V160H90ZM167 161H168V159H167ZM12 162V161H11ZM49 162V161H48ZM73 162H71L72 164H73ZM12 163V164H13ZM22 163V165H21V167L19 166V168H20V170L18 169L17 171L19 172H22L23 171V169L25 170V168L24 167H26V166H28L29 165V163L28 162H26V161H24V162H21ZM28 163V165H26ZM31 163V162H30ZM44 163V164H43ZM76 163V162H75ZM86 163V162H85ZM88 163V162H87ZM5 164V163H4ZM49 164V163H48ZM58 164V163H57ZM69 164V163H68ZM111 164H112V162H111ZM167 164V163H166ZM16 165H14V166H16ZM24 165V166H23ZM31 165L33 166V163H31ZM53 165H54V163H53ZM66 165H67V163H66ZM74 165V164H73ZM72 165V166H73ZM80 165V164H79ZM86 165V164H85ZM84 165V166H85ZM93 165V164H92ZM34 166H36V164H34ZM48 166V165H47ZM75 166V165H74ZM114 166H115V164H114ZM164 166V165H163ZM13 167V166H12ZM49 167H52V165H49ZM62 167V166H61ZM69 167V166H68ZM79 167V166H78ZM86 167V166H85ZM92 167V166H91ZM165 167V166H164ZM36 168V167H35ZM34 168V169H35ZM47 168V167H46ZM57 168V167H56ZM77 168V167H76ZM3 169V168H2ZM1 169V170H2ZM12 169V168H11ZM21 169H22V171H21ZM26 169H27V167H26ZM48 169V168H47ZM52 169H53V167H52ZM78 170H79V168H77ZM92 169V168H91ZM162 169V168H161ZM0 170V171H1ZM57 170H59V169H57ZM86 170H88V169H86ZM116 170V169H115ZM118 170V169H117ZM120 170V169H119ZM123 170V169H122ZM257 170H259L258 172H257ZM3 171V170H2ZM2 171H1V173H2ZM28 171V170H27ZM26 171V172H27ZM49 171H50V169H49ZM80 171H81V169H80ZM79 171V172H80ZM83 171V170H82ZM257 173H256V172ZM6 172V171H5ZM18 172L16 173V174H18ZM19 172V173H20ZM44 172H45V170H44ZM86 172V171H85ZM91 172L92 171H90V174H91ZM4 173V172H3ZM14 173V172H13ZM39 173V174H40ZM46 173V172H45ZM49 173V172H48ZM51 173V172H50ZM82 173V172H81ZM153 173V172H152ZM157 173H159V171L157 172ZM155 174V175H153L154 176V178H156V176L158 175V174ZM31 174H33L32 172H31ZM89 174V173H88ZM88 174H87V176H88ZM122 174V173H121ZM148 174H151V173H148ZM147 174V175H148ZM7 175H8V173H7ZM21 175H23V174H21ZM138 175V174H137ZM141 175V174H140ZM152 175H149L150 176V179H149V177H148V180H151V181H149V182H151V184H153L154 185V183H155V185H156V182H158V181H154V183L152 182L153 180H154V178L152 177ZM161 175V176H160ZM11 176V175H10ZM20 176V175H19ZM18 176V177H19ZM31 176V175H30ZM40 176L42 177V175L40 174ZM91 176V175H90ZM143 176V175H142ZM5 177V176H4ZM27 177V176H26ZM33 177V176H32ZM83 177H85V176H83ZM82 177V178H83ZM115 177V176H114ZM144 177V176H143ZM213 177H215L214 178V180H210L211 181V183H209L210 181H208V179H210V178H213ZM250 177V178H251ZM261 177V176H260ZM14 178H15V176H14ZM119 178H120V175H119ZM145 178H146V176H145ZM153 178V179H152ZM162 178V177H161ZM13 179V178H12ZM19 179V178H18ZM29 179V178H28ZM138 179V178H137ZM249 179V180H248ZM22 180V179H21ZM134 180V179H133ZM136 180V179H135ZM148 180L146 179V182H148ZM172 180V181H173ZM8 181V180H7ZM88 181V180H87ZM140 181H142V179H140ZM139 181V182H140ZM10 182V181H9ZM18 182H20L19 180H18ZM23 182H24V180H23ZM42 182V181H41ZM47 182V181H46ZM139 183L138 184V181L137 182H135V183H133V181H131V183L134 185V184H136L137 183V185H135L134 186V188L131 190V192H129L130 193V197H128L127 198V201L126 202H124V201H122V203H120L118 200H120V199H115V201H109L112 197H110L111 195V193L109 194V197H107L108 195H104L106 198H98V197H96L97 199H94L93 198V201L91 200H89V202H91L92 204H97V205H95V206H98V204L100 203L101 204V206L99 205V207H96V210L98 209V208H102V209H106L105 210V212H107V208H109L108 207V205H111V209H110V212H111V210L113 211V212H117V213H121L122 211H123V214H121V216L122 215H124L125 213H130V212H128V211H124L125 209H122V208H125V206L127 207L126 209H128L129 211H138V210H142V212L143 211H145L144 209H145V207L147 206H153L154 208H155V210H157L156 208H158V207H155V206H159V205H161V203H159V201H157V200H155V202H156V204H157V202L159 203V204H157V205H155V202H153L154 201V199H152L151 201H150V199H149V197L151 196V192L149 193L150 195H148V190L146 189L147 187L145 186V185H147V183ZM13 183H14V181H13ZM16 183V182H15ZM21 183V182H20ZM25 183V182H24ZM38 183V182H37ZM36 183V184H37ZM161 183V182H160ZM35 184V185H36ZM39 184V183H38ZM48 184V183H47ZM28 185V184H27ZM41 185V184H40ZM46 185V184H45ZM50 185V184H49ZM133 185H132V187H133ZM154 185V186H155ZM161 186V184H158L157 183V185L156 186ZM212 185H213V187H212ZM215 185V186H214ZM9 186V185H8ZM23 186V185H22ZM21 186V187H22ZM131 186V185H130ZM153 186V187H154ZM226 186H228V187H226ZM39 187V186H38ZM51 187V186H50ZM146 187V188H145ZM162 187V186H161ZM171 187V186H170ZM251 187H252V185H251ZM21 189V188H20ZM19 189V190H20ZM154 189V188H153ZM152 188H151V190L152 191H154ZM156 189V188H155ZM43 190V189H42ZM108 190H111V189H108ZM150 190V189H149ZM160 190V188L158 189V190H156V191H159ZM107 191V190H106ZM115 191V190H114ZM148 191V192H147ZM229 191V192H230ZM104 192H105V190H104ZM117 192V191H116ZM125 194H127V192H124ZM100 195H101V193H99ZM99 194H97V195H99ZM105 194H107L106 192H105ZM156 194V193H155ZM199 194V193H198ZM197 194V195H198ZM208 193H207V195H209ZM224 194V193H223ZM233 194V193H232ZM236 194V193H235ZM255 194V195H254ZM113 195H114V193H113ZM196 195V194H195ZM202 195V194H201ZM215 195H218V194H215ZM214 195V196H215ZM226 195V194H225ZM228 195H229V193H228ZM234 195V194H233ZM232 195V196H233ZM254 195V196H253ZM115 197H117V195H114ZM203 196L205 197L206 195H204V193H203ZM219 196V195H218ZM78 197V196H77ZM86 197V196H85ZM84 197V198H85ZM95 197V196H94ZM216 197V196H215ZM231 197V196H230ZM83 198V197H82ZM88 198H89V196H88ZM114 198V197H113ZM152 198V197H151ZM214 198V197H213ZM233 198V197H232ZM257 198V197H256ZM75 199V198H74ZM124 199V198H123ZM170 199V198H169ZM176 199H178L177 197H176ZM201 199V198H200ZM76 200H77V198H76ZM88 200V199H87ZM159 200V199H158ZM164 200V199H163ZM163 200H161L160 199V201L162 202ZM167 200V199H166ZM165 200V201H166ZM230 200V199H229ZM233 200H235V199H233ZM244 200V201H245ZM86 201V200H85ZM121 201V200H120ZM253 201V200H252ZM74 202V201H73ZM188 202H191V200L190 201H188ZM68 203H70V200H69V202ZM76 203H77V201H76ZM154 203V204H153ZM174 203V202H173ZM172 203V204H173ZM178 203V202H177ZM182 203V202H181ZM247 204L246 205H248V202H246ZM60 204V203H59ZM62 204V203H61ZM60 204V205H61ZM84 204H86V202L84 203ZM91 204V205H92ZM170 204V203H169ZM175 204V203H174ZM179 204H180V202H179ZM188 204V203H187ZM252 204H254L253 202H252ZM72 205H73V203H72ZM80 205V204H79ZM87 205V204H86ZM94 205H92L93 206V208L95 207ZM112 205H114V206H112ZM123 205V207H121ZM245 205V206H246ZM256 205V204H255ZM254 205V206H255ZM257 205H258V203H257ZM66 206H68V205H66ZM70 206H71V203H70ZM76 206V205H75ZM172 206H174V205H172ZM171 206V207H172ZM176 206V205H175ZM178 206V205H177ZM180 206H181V204H180ZM179 206V207H180ZM250 204H249V206H248V209H251L250 208ZM253 205H252V207H254ZM258 206H260V205H258ZM59 207H61V206H59ZM77 207V206H76ZM121 207V208H120ZM146 207V208H147ZM162 207V205L160 206V208ZM257 207V206H256ZM50 208V207H49ZM79 208H81V207H79ZM144 208V209H143ZM150 208H152V207H150ZM154 208H152V209H154ZM159 208V209H160ZM168 208V207H167ZM52 209V208H51ZM61 209V208H60ZM64 209H65V206H64ZM67 209H68V207H67ZM70 209H72V208H70ZM77 209V208H76ZM151 209V210H152ZM165 209H166V205H165ZM173 209V208H172ZM177 209V208H176ZM247 209V208H246ZM253 209H255V208H253ZM252 209V210H253ZM257 209V208H256ZM260 209H261V207H260ZM43 210V209H42ZM161 210L162 209H160L159 211L161 212ZM45 211H46V209H45ZM68 211H70V210H68ZM76 211V210H75ZM91 211V210H90ZM94 211V210H93ZM98 211V210H97ZM100 211H102V210H100ZM158 211V212H159ZM166 211V210H165ZM177 211V210H176ZM67 212V211H66ZM72 212H74V210L72 211ZM153 212V211H152ZM157 212V211H156ZM157 212V213H158ZM158 213V214H161V213ZM56 213V212H55ZM97 213V212H96ZM99 211H98V213H97V216L99 215ZM102 213H103V211H102ZM102 213H100V215L101 216H105V215H109V211L107 212L108 214H105V213H103L104 215H102ZM151 213V212H150ZM48 214V213H47ZM50 214V213H49ZM53 214V213H52ZM64 214V213H63ZM85 214V213H84ZM95 214V213H94ZM131 214L133 215V212H131ZM157 214V215H158ZM54 215V214H53ZM57 215H58V213H57ZM69 215H70V213H69ZM112 215V214H111ZM116 215V214H115ZM114 215V216H115ZM118 215V214H117ZM117 215H116V217H117ZM137 215V214H136ZM162 215V214H161ZM47 216V215H46ZM49 216V215H48ZM78 216V215H77ZM110 216V215H109ZM113 216V215H112ZM150 216V215H149ZM160 216V215H159ZM167 216V215H166ZM165 216V217H166ZM45 217V216H44ZM52 217V216H51ZM58 217H59V215H58ZM69 217V216H68ZM91 217V216H90ZM94 218L96 217V215H94L93 216ZM92 217V218H93ZM107 217V216H106ZM118 217H120V215H118ZM136 217V216H135ZM142 217V216H141ZM46 218V217H45ZM50 218V217H49ZM61 218V217H60ZM74 219H75V217H73ZM87 218V217H86ZM108 218H110V217H108ZM107 218V219H108ZM127 218V217H126ZM148 218V217H147ZM160 218V217H159ZM164 218V217H163ZM162 218V219H163ZM54 219H55V215H54ZM67 220H68V218H66ZM69 219H70V217H69ZM84 219V218H83ZM104 219V218H103ZM117 219V218H116ZM118 219H120V218H118ZM127 219H129V218H127ZM132 219V218H131ZM134 219H136V218H134ZM40 220V219H39ZM51 220V219H50ZM60 220V219H59ZM77 220V219H76ZM97 220V219H96ZM115 220V219H114ZM130 220V219H129ZM149 220V219H148ZM153 220V219H152ZM155 220H156V218H155ZM160 220V219H159ZM42 221V220H41ZM44 221H45V219H44ZM48 221H49V219H48ZM57 221V220H56ZM55 221V222H56ZM61 221V220H60ZM73 221V220H72ZM89 221V220H88ZM98 221H99V219H98ZM122 221H123V219H122ZM139 221V220H138ZM47 222V221H46ZM59 222V221H58ZM75 222H77V221H75ZM79 222V221H78ZM94 222V221H93ZM109 222V221H108ZM121 222V221H120ZM130 222V221H129ZM155 222V221H154ZM60 223H62V222H60ZM95 223V222H94ZM122 223H124V222H122ZM140 223V222H139ZM38 224V223H37ZM97 224V223H96ZM133 224V223H132ZM30 225V224H29ZM60 225H62V224H60ZM76 225V224H75ZM82 225V224H81ZM106 225V224H105ZM139 225V224H138ZM140 225H142V224H140ZM152 225V224H151ZM38 226V225H37ZM80 226V225H79ZM83 226V225H82ZM92 226V225H91ZM98 226V225H97ZM110 226V225H109ZM117 226V225H116ZM119 226V225H118ZM133 226V225H132ZM135 226H136V224H135ZM150 226V225H149ZM156 226H158V225H156ZM46 227V226H45ZM44 227V228H45ZM108 227V226H107ZM130 227V226H129ZM152 227H154V226H152ZM30 228H31V226H30ZM33 228V227H32ZM85 228V227H84ZM94 228V227H93ZM116 228V227H115ZM127 228V227H126ZM26 229V228H25ZM27 229H29V228H27ZM26 229V230H27ZM39 229V228H38ZM61 229V228H60ZM64 229V228H63ZM89 229V228H88ZM87 229V230H88ZM92 229V228H91ZM103 229V228H102ZM122 229V228H121ZM143 229V228H142ZM144 230V229H143ZM142 230V231H143ZM31 231H33V229L31 230ZM52 230H50V232H51ZM74 231H75V229H74ZM82 231H84V230H82ZM94 231V230H93ZM97 231V230H96ZM99 231V230H98ZM100 231H102L101 229H100ZM104 231V230H103ZM125 231V230H124ZM145 231V230H144ZM3 232V231H2ZM17 232V231H16ZM27 232H28V230H27ZM35 232V231H34ZM40 232V231H39ZM53 232V231H52ZM62 232V231H61ZM64 232V231H63ZM69 232V231H68ZM76 232H77V230H76ZM75 232V233H76ZM78 232H79V230H78ZM105 232H106V230H105ZM109 232V231H108ZM123 232V231H122ZM122 232L120 233V234H122ZM128 232V231H127ZM151 232V231H150ZM4 233H6V232H4ZM44 233V232H43ZM74 233V234H75ZM103 233V232H102ZM112 233V232H111ZM137 233V232H136ZM153 233V232H152ZM6 234H8V233H6ZM5 234V235H6ZM18 234V233H17ZM20 234H21V232H20ZM51 234V233H50ZM100 234V233H99ZM126 234H128V233H126ZM138 234H140V233H138ZM34 235V234H33ZM46 235H48L47 233H46ZM55 235V234H54ZM53 235V236H54ZM83 235H84V233H83ZM89 235V234H88ZM91 235V234H90ZM116 235V234H115ZM135 235V234H134ZM142 235V234H141ZM12 236V235H11ZM80 236V235H79ZM95 237H96V235H94ZM98 236V235H97ZM104 236V235H103ZM109 236V235H108ZM19 237V236H18ZM107 237V236H106ZM105 237V238H106ZM137 237H138V235H137ZM249 237V236H248ZM84 238H86V237H84ZM119 238V237H118ZM125 238V237H124ZM134 238H135V236H134ZM142 238H144V237H142ZM145 238H147V237H145ZM70 239V238H69ZM79 239V238H78ZM98 239H100V238H98ZM133 239V238H132ZM139 239V238H138ZM1 240V239H0ZM103 240V239H102ZM141 240V239H140ZM145 240H147V239H144V241ZM190 240V239H189ZM192 240V239H191ZM100 241V240H99ZM109 241V240H108ZM133 242H134V240H132ZM131 241V242H132ZM136 241H137V239H136ZM245 241H247V240H245ZM74 242V241H73ZM103 242V241H102ZM124 242H126V241H124ZM141 242V241H140ZM155 242V241H154ZM153 242V243H154ZM193 242V241H192ZM69 243V242H68ZM71 243V242H70ZM97 243V242H96ZM109 243H111V242H109ZM121 243V242H120ZM145 243V242H144ZM249 243H250V241H249ZM254 243V242H253ZM74 244V243H73ZM91 244V243H90ZM136 244V243H135ZM159 244H161V243H159ZM159 244H157L156 246H158ZM188 244H189V241H188ZM245 244H246V242H245ZM71 245V244H70ZM132 245V244H131ZM141 245V244H140ZM139 245V246H140ZM142 245H143V243H142ZM251 246H254V245H252V244H250ZM92 246V245H91ZM98 246V245H97ZM107 246V245H106ZM122 246V245H121ZM128 246V245H127ZM137 246H138V244H137ZM138 246V247H139ZM152 246V245H151ZM70 247V246H69ZM72 247V246H71ZM134 247H136V246H134ZM188 247V246H187ZM69 249V248H68ZM77 249V248H76ZM83 248H81V250H82ZM106 249V248H105ZM107 249H108V247H107ZM157 249V248H156ZM155 249V250H156ZM79 250V249H78ZM87 250V249H86ZM95 250V249H94ZM143 251V250H142ZM144 251H145V249H144ZM151 251H152V249H151ZM84 252V251H83ZM94 252V251H93ZM136 252V251H135ZM253 252V251H252ZM66 253H67V251H66ZM69 253V252H68ZM81 253V252H80ZM143 253V252H142ZM93 254V253H92ZM144 254V253H143ZM59 255V254H58ZM63 255H64V253H63ZM77 255V254H76ZM79 255V254H78ZM148 255H149V253H148ZM46 256V255H45ZM83 256H84V254H83ZM87 256V255H86ZM145 256V255H144ZM88 257V256H87ZM51 258H52V256H51ZM55 258H57V257H55ZM54 258V259H55ZM63 258V257H62ZM64 258H66V257H64ZM136 259H138V258H136ZM68 260V259H67ZM139 261V260H138ZM60 262H62V261H60ZM59 262V263H60ZM65 263V262H64ZM62 264H63V262H62ZM133 264V263H132Z\"/></svg>", "mask_w": 264, "mask_h": 264}]
</instances>
